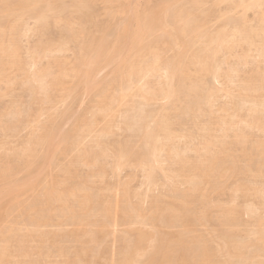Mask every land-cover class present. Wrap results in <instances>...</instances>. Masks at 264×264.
<instances>
[{
  "label": "rangeland",
  "instance_id": "obj_1",
  "mask_svg": "<svg viewBox=\"0 0 264 264\" xmlns=\"http://www.w3.org/2000/svg\"><path fill=\"white\" fill-rule=\"evenodd\" d=\"M15 1V0H14ZM69 1V3L72 1L73 2V0H68ZM68 1L67 0H63V2L65 3H67L68 4ZM76 1V0H75ZM79 1V0H78ZM106 1L107 0H83V1H79V2H82L81 3V6L85 3V2H87V4L85 5L84 4V6H88V8H84V11L82 12V13H73L72 12V14H73V16H72V14H71V17H72V19L74 20L73 22H74V26H73V28H75L74 29V31H71V32H68V34H69V36L70 37H67V35L68 34H64L63 32H65V31H63V28H64V26L61 24V22H54L52 19V16L53 15H51L50 14V12L48 11V10H51V5L49 4H44V2H42V3H40L39 5L40 6H38L39 7V12H44L45 10L46 11H48L47 12V14L49 13V15H47L46 14V17L48 18V17H50L49 19H47L46 17L44 18V20H42V21H38L37 22V20L35 21V18H34V16L33 15H35V13L34 12H32L31 11V13L30 14H28L29 16H33L32 17V19H28V18H30V17H28V15H27V13L24 15V20L25 21H23V19H22V23H24L25 25H27V26H25L26 28H28L30 31H28L27 32V35L26 36H22L21 38H20V44H19V46H18V51H17V54H18V56H20L19 58H22V59H20V60H23L24 61V63H22L23 65H25V66H23L22 65V68L23 67H25L26 68V70H25V68L23 69V72H26L27 74L28 73H31V74H33V72H34V69H36V67H33V69H32V66H30L31 64V61L33 60L32 58H34L33 56L34 55H32L34 52V54L36 55V57H38V64L40 65V66H42V67H40L39 65V67L40 68H43V69H46V68H48V71H50L51 70V72H49L50 74H49V77H51V79H52V77H56L54 74H56V72H57V74L59 75V72L57 71V69H58V66L56 67L55 65H49L48 66V64H51L52 62H53V60H59V61H61L62 62V64H63V61L62 60H64L65 61V63H64V65H66V66H64V68L66 69V71H65V74L67 75V77H65V78H63L62 77V79L63 80H65L64 81V83H63V80L61 79V77H60V79H61V82H62V86L61 85H52V87H51V91L53 90L55 93H57V91L59 92V93H61V94H58L57 93V95L55 94V93H51V100H53V99H55V97H56V99H58V100H54L53 102H55V103H53V102H51V100H50V102L51 103H49V104H46L47 102H49V101H47V102H44L45 101V99L44 98H42V95L43 94H41V99L42 100H44V101H42V102H44L46 105H43V103L42 104H40L41 102H39V100L37 99V97L36 96H38L39 95V93L37 94H35V97H33L34 96V94H33V96L31 95L33 92V90L31 89V90H27L28 89V87L26 88V87H24V86H22L23 84H25L24 82H26L25 81V79H27L28 77V75H31V74H28L27 76H26V74H25V76L23 75V78L25 77V79H23V80H21V79H19L20 77H22L21 75V73H23V72H18V71H20V70H16V69H13L12 70V72L11 71H9V69L11 70L12 68H6V71H5V69L4 70H2V71H0V73H3V71H4V73H3V75H0V77H3L4 76V79L5 80H3L2 78H0V112L3 114L4 113V110H5V113H4V115L5 114H7L8 113V111L7 110H9L10 111V109L12 110L13 108H19V110H18V114H19V116H20V118H21V116L23 117L24 115H21V114H24V111L23 110H25V113H26V117L24 116V119L26 118V120L28 119L27 117H28V115H29V112H30V115H32V116H29V117H31L30 119H28L27 121H29L28 123H27V121H25L24 119V121H22V123L21 124H23V125H21V126H19L18 127V124H16L17 125V128L19 129H16L17 130V132L15 133V131L16 130H14L13 132H14V134H13V132L12 131H3L2 129H4L7 125L6 124H4L2 121V118L4 117H2V116H0V126H1V128H0V170H1V168H4L5 167V163H6V154H8L9 152L8 151H10V152H12V151H14V153H15V149H16V152H18V148H20V150L22 149L21 147H22V143H27L28 141H26L27 139H29L30 137L29 136H31V134H40L44 129H46V127H47V129L48 130H51L53 133H54V135H55V139H54V142L58 145H60V146H57V145H55L56 147L55 148H57V149H53L54 150V153H53V155L51 154V156H48L47 154L48 153H51V151L53 152V150H52V148L54 147V145H52L51 146V150H49L50 148H48V147H50V146H46V144H47V142L46 143H41V147H42V145H43V147H42V149H41V147L39 148L38 147V149H35V153H31V155H35V157L33 156L32 158H35V159H38V160H35V161H38V162H35L34 163V159L32 160V158H30V155H29V157L28 158H23V159H21L22 161L21 162H19L17 165H18V167H17V165H16V167L18 168V170H17V172H15V171H13V173H12V175H8V176H5L9 181H10V178H11V181L12 182H15L16 181V183H18L19 181V183H24L25 181L27 182V179L28 180H31V181H28V185L26 186L27 187V189H22L21 190V192H22V194L20 195V197H19V193H20V191H18L17 192V195H11V196H9V197H4L3 199H1L0 200V206L1 205H3V206H1L0 208L2 209V211H1V209H0V211L2 212H0V232H1V234H0V245L2 246V245H5L6 246V251L4 252V254L3 255H1L0 256V261H1V263L0 264H6V262H7V264H44V263H48V264H129V262L131 261V263L132 264H138V262H139V264H152L153 263V259H152V257H153V255H155V254H157L155 257H156V259H155V261L156 262H158V263H160V264H166V262H168V264H175V262L176 263H180V261H181V263L180 264H190V262L192 261V263L191 264H193V263H195L196 264V262H197V264H201V262H199V260L198 259H200L201 257L199 256L200 254V251H202V250H200L199 248L201 247V246H205L206 245V243H207V246H205L206 248L207 247H209V249H210V251L212 252V254L211 255H213V256H211L210 255V260H211V264H233V262H234V264H236V263H238V264H242L240 261L242 260L241 258H240V261L238 262L237 260H238V258L240 257V254H242L243 253V249H245V254H249L248 255V257L249 258H246V256H244L243 254H242V256L243 257H245V259L246 260H248V261H246L245 259H243L242 260V262H243V264H249V263H251V264H264V252H262V251H264V245H262L260 242H258L257 241V239H258V235L256 234V236H254L255 234L253 233V231L256 229V231H255V233L256 232H260V231H264L263 229H262V227H264V221H263V217H264V198H260V200L258 199H256L255 197H254V195H255V193L257 192V190L259 189L258 188V186L261 188L262 187V184L261 183H263V185H264V177L262 176L263 174H264V167H263V169L261 170V169H259V167L261 166V168H262V165H263V157H262V155H264V153H262L261 154V159H260V162H259V160H258V163H261V161L263 162L260 166H257L256 165V163L257 162H254L253 160L251 161L252 163H251V166H252V164H255V166L253 165L252 167H255L256 168V166H257V170H260V172L262 173V175H260V176H258V174H256L255 176L253 175L254 174V171H251L250 173H249V169H251V168H248V167H250V166H248V165H250V162H249V160H250V157H248V153H250V156H258V157H260L258 154H254L256 151H254V149H256V147L254 148V144L257 142H255V139L256 140H258V138L260 139V137H261V139H262V137H263V134H261V132H258L257 130L255 131L254 129H250L249 128V130H248V133L247 134H250L251 135V137H250V135H249V137H248V139H246L245 140V142H243V144L242 145H240L239 147H238V145H237V142L234 140L235 138H234V135H233V137H232V133L233 134H235L233 131L235 130V132L238 130V129H236L237 127L235 126V124L236 125H240L239 123H236L237 122V120L236 119H238V117H239V119H238V121L240 120L242 123H243V120H241V119H246V120H249V119H247L249 116L247 115V112L245 111V112H243L244 110H242V112L241 111H238L237 113H236V111H235V115H236V117H235V115H234V112L232 111V110H235V109H233V105H234V103L237 101V99H235V97H233V96H236L237 95V91L239 90V86H241V85H239V84H242V83H240V81H243V79L244 78H246V76H247V74H249V71L251 70L252 71V67H254L253 69V71L252 72H254V71H256V70H258V68H259V62H260V59H258V58H256V59H253L255 62L253 63V65H255V66H252L251 64L252 63H250V61H249V63H247V65H250V66H247L246 64L245 65H243V66H241V65H239L240 66V68L239 69H241V67H242V69L244 70V71H247L246 72V74H245V72H243V70L241 71V72H243L244 74H241L240 73V75L242 76V79L241 78H239V76L240 75H238V77H236V78H234V82H233V86H231L232 84H228L229 86H227V85H225V86H227V87H225V88H231L230 89V91L228 90V94H231V98H230V96H228V97H225V96H227V94H225L224 95V93L222 94L221 92H219L220 90H222L221 88L223 87L221 84H218V83H216V82H214L213 80H212V78L211 77H207V81L209 82L208 84H210L209 86H211V88H213L214 90H217L218 91V94L217 95H219L218 97H217V95L214 97V102H213V110L211 109V111H212V115L211 116H213V117H211L210 116V120L209 121H213V122H210V126H211V123H212V125L213 126H211V127H213V129L214 130H212V128H211V130L209 131V132H212L213 134L215 133V138H214V136L212 135V133L211 134H209L210 136H211V138L212 139H214V140H216V134H218L217 132H216V130L217 129H220L221 127V121H219V119L221 120V118H224L226 121H230V117H229V115H231V114H233L234 115V117L235 118H232V122L233 123H230L229 125H227V127L229 126V129H231L232 131H227L226 132V135H227V138L225 139V141H227V142H225L224 143V145H223V150L221 149L222 148V146L220 147V150L219 149H216L218 146H216V145H214V147H213V149L212 150H210V151H216V152H213V155L211 156L212 158L214 157L215 159H216V161H217V159H218V161H219V159H221V160H223V161H221L220 160V164H221V166H222V164L224 165L226 162H227V160H226V162L224 161L225 159H228V162L230 161V159H232L231 161H230V163H226V165H224V166H222V168H221V166H220V164H219V166H218V161L215 163L216 165H215V170H214V172H213V174L211 175V174H208L207 176H205V177H203V178H201V180H199V183L198 184H196L195 185V187H197L195 190H197L198 189V191H197V193H193V191L191 192V191H189L188 189L189 188H191V185L189 184V185H186V184H184L185 183V180H184V177L182 176V175H179L180 173V171H178V170H180V168H181V164L179 165V166H177V168H175L176 167V164L174 165L175 167H173V163L172 162H170V165H172V166H170V168H174V169H172L173 171H175L176 173H178V174H175L176 176V178H177V175H178V179L176 180V182H175V180H174V183L175 184H173V183H171V181L173 182V180L172 179H175L174 177H171L170 179H168V180H166V181H168L167 183H165L164 185H163V183H164V179H166V177H164L163 178V174H162V172L160 171V170H158V172L157 173H161L160 174V176L162 177V179H161V177L155 172L156 171V169L154 170V174H153V176L155 177L156 175H158L157 177L159 178H157V180L155 179V180H153L154 182H155V185H154V182L152 183V181L149 183V182H146L147 180H146V174H145V171H144V175H143V169L141 168V167H137V166H139V165H137V164H135V158H133L134 159V161H132V163L130 164H128V165H126V166H124V168L122 169H119L118 171H117V169H115L114 167V165H116L115 164V160L116 159H113V157H112V160H110L111 159V157L110 156H112V155H116L117 154V152L116 153H114V154H112L113 153V151H114V149H115V151H117L116 149H118V144L117 143H119V142H122L123 140H125V139H127L126 141H130V143H131V150H134V149H137L139 146V148H138V150L140 151L141 149H142V145L140 144L141 142L139 141V139H137L138 141H139V146H138V144H137V146L138 147H136V143L138 142H136L135 143V141L134 140H136V138H132L131 140H129L130 139V133L129 132H133V129L130 131V129H131V127H129V126H131V125H125L126 124V122H125V120H124V122H123V118H126L127 116L126 115H128V111H130V113H131V110L133 109V111H132V113L135 111L136 112V114H137V112L139 113V111L136 109V108H138L139 106L141 107V111L142 112H144V114H145V111L146 112H148V111H151L152 112V110H154V111H158L157 113H158V115H161V113H163V115H167V114H165L166 112L165 111H162L161 112V109L166 105V102L163 100V101H161V100H158V102H156V101H154V103L153 102H149V103H145L144 104V102H143V104L145 105V107H144V105H140V104H142V102H138L137 103V101H142L140 98L138 99H136V95L134 94L135 92H136V90L138 89V85L140 84V86H141V84L142 83H144L145 81H149V83L151 82V83H154L153 85H155L157 82H159V80H160V82L162 81V79H156L155 77H146V78H144L142 81H140L139 83H138V85H136L137 86V88H136V90H135V88H134V90L135 91H126L128 94L129 93H131V95L129 96V97H126V96H128L127 95V93L125 92V94H124V96H123V94H122V100L123 101H125L124 100V97L126 98V101H128V102H123L122 104V107L120 106L119 107V103L122 101V100H118V103L116 104V105H118V106H114L115 108L113 109V110H116V113L117 114H115L114 112L115 111H111L113 114L111 115V112H108L109 113V115H107V114H101V113H98V112H96L95 111V104H98V102L96 103V101L99 99V97H97L99 94H97V91H98V93H100L101 91V94L103 93V88H105V93L107 92L108 93V91H110V90H112L113 88V90L112 91H110L111 93L110 94H115V93H119V94H121L122 92H119V91H121V89L123 90H126V87H124V86H126L125 84V81L124 80H120L121 82H120V85L118 84L117 85V83L119 82V79L118 78H120V75L119 74H121L120 72H118L120 69H123V67H125V65L126 64H122V68H121V66H120V68H119V65L117 66V65H115V63L117 64L118 62H119V59H116L115 57L117 56V53L119 52V54H118V56L117 57H119V55H120V58H123L124 57V54H125V51H124V49H123V44H122V42L121 41H119V45L121 44V48L123 49V51H124V53H121L122 52V50H120L121 48H120V46L119 45H117V47H114V50H113V55H114V60H112V57H113V55L111 56V59L110 60H112L113 61V65L112 64H110L112 61H110L109 59H108V61H110L108 64H109V66L107 67V66H105L106 65V63L108 62H106V63H104L105 65H100V64H102L101 62L98 64V66H99V68L98 69H95L94 70V72H95V75H94V73H93V77H94V85H96L97 84V87H99V89L98 90H96V91H92V89L93 88H91L90 87V89H89V93L88 92H86V91H84L85 89L83 88V86H82V84H81V82H82V80H81V78L80 79H77L76 80V77L74 76V79H73V75H74V73L73 72H71V70L73 69V68H71V67H73L74 66V64H77V67H78V63L76 62V58H77V55H76V53H75V51H80L81 52V50H78L77 48H81V46H83V48H81V49H85L84 47H85V45H86V49H88L89 50V46L88 45H90L89 44V42L90 41H92L93 39H92V37H94V36H92V33L89 35V34H87V32L88 33H90L89 31L91 30V32H93V34L95 35L96 34V32H97V26H101V24H102V26L99 28V30H101V32L103 31H106V33L104 34H101L100 36L101 37H99L98 36V34H100L101 32L100 31H98L97 32V34L95 35V36H97V38L95 37L94 39L96 40V42L98 41V40H103V41H105L107 38V40H106V42L108 41V43H110L111 41L113 42V40L116 38V37H114V36H118V35H116V31L118 30V28H123L124 26L123 25H121V24H124V22H125V26H126V22H128L129 21V16H130V12L128 11V9L130 8V9H133L134 7H136V10L137 9H139V11H141V10H144V8H145V10H146V7H147V9H149V7H150V9H152L153 10V8H156V6L157 7H159L160 5H161V2H162V0H127V1H130V2H127V4L128 5H126V0H124V2H123V0H120V2H121V4H118L117 2H119V0H112V3H110L108 6H107V4H106ZM111 1V0H110ZM134 1V2H133ZM148 1V2H147ZM171 1H175V0H171ZM213 1H215V3H213ZM248 1H250V0H248ZM10 2V1H9ZM71 2V3H72ZM115 2V3H114ZM119 2V3H120ZM133 2V4H135L134 6L133 5H131V3ZM145 2H147L146 4H145ZM158 2H160V3H158ZM164 2V1H163ZM212 4H211V3ZM14 3V2H13ZM114 3V4H113ZM217 0H204L203 1V5L201 6V8H202V10H204V11H206L207 13V15H208V19H209V17H210V21H207L208 19H205L204 21H206V22H203V25H202V27L201 28H203V27H205L206 28V30H207V32H209V29H211V31H212V29L213 28H215V29H213V31H215L217 28H219L218 26H220L221 27V25H222V23H221V21L223 22L224 21V19L226 20V19H228L229 17H230V19L231 18H233V17H235L236 15H238L239 16V14H238V12L239 13H241L243 10H242V8H238V10L234 7L232 10H231V12L229 11L230 10V8H229V10H227L226 9V7H229L228 5H229V1L228 2H223L224 4H220V3H217ZM226 3V4H225ZM89 4H91L90 6H89ZM113 4V5H112ZM117 4V5H116ZM138 4V5H137ZM145 4V5H144ZM150 4H152V5H150ZM154 4V5H153ZM210 4V5H209ZM228 4V5H227ZM1 2H0V7H1ZM44 7H43V6ZM46 5V6H45ZM93 5V6H92ZM129 6V8L128 7H125V6ZM137 5V6H136ZM141 7H140V6ZM144 5V6H143ZM147 5V6H146ZM159 5V6H158ZM207 5H209V7L208 8H205V7H207ZM212 5V6H211ZM215 5V6H214ZM218 5H219V7H218ZM221 5V6H220ZM224 5V6H223ZM50 8H49V7ZM124 6V7H123ZM131 6V7H130ZM217 6V7H216ZM42 7L44 8V11L42 10ZM94 7V8H93ZM122 8L121 10L120 9H118V12H117V10H113L114 8L116 9V8ZM211 7V8H210ZM47 8H48V10H47ZM112 10H111V9ZM124 8H125V10L126 11H124L123 12V10H124ZM214 8V9H213ZM220 10H219V9ZM221 8L222 9H226V13H228V11L230 12L229 13V15L228 16H220V17H217L218 15H219V11H221ZM263 8V11H264V6L262 7ZM103 9V10H102ZM105 9H109V10H111V11H109L110 13H107V12H105L106 10ZM87 10V11H86ZM91 10V11H90ZM211 10V11H210ZM215 10V11H214ZM219 10V11H218ZM240 10V11H239ZM45 11V12H46ZM119 11H121V13L124 15H122ZM235 11H236V13H235ZM250 11H252V10H246L245 12L243 11V13H241L240 15H243L244 14V17H245V19H246V24H247V26L249 25V26H251V23L252 22H254L255 21V17L257 16V14H255V16H253L254 15V11H252L251 12V14H250ZM30 12V11H29ZM113 12H115V13H113ZM119 13V14H117V13ZM211 12V13H210ZM214 12V13H213ZM215 12H217V13H215ZM248 12V13H247ZM34 13V14H33ZM111 13H113L112 15H110ZM129 13V14H128ZM232 13V14H231ZM247 13V14H246ZM0 19H3L2 17H4L5 16V14L4 13H2V11H0ZM89 14H91V15H89ZM97 14V15H96ZM109 14V15H108ZM116 14V15H115ZM218 14V15H217ZM231 14V15H230ZM26 15H27V17H26ZM76 15V16H75ZM84 15V16H83ZM87 15V16H86ZM114 15H115V17H114ZM127 15V16H126ZM248 15V16H247ZM80 16V18H78ZM86 16V17H85ZM213 16V17H212ZM83 17V18H82ZM110 17H112V18H110ZM127 17V18H126ZM215 17H217V18H215ZM237 17V16H236ZM235 17V18H236ZM240 17V16H239ZM248 17H250V18H248ZM254 17V18H253ZM88 18V19H87ZM218 18H220V19H218ZM224 18V19H223ZM234 18V19H235ZM247 18H248V20L249 21H247ZM34 19V20H33ZM76 19H78L77 20V22L79 21L80 22V25L78 26V23L76 22ZM93 19V20H92ZM108 19H109V21H108ZM123 19H126V20H124V22L122 21ZM213 19H215V20H213ZM218 21H217V20ZM237 19V18H236ZM252 19V20H251ZM50 22H49V21ZM87 20H89V21H87ZM107 20V21H106ZM128 20V21H127ZM3 20H1V22H2ZM47 21V22H46ZM111 21V22H110ZM1 22H0V24H1ZM27 22V23H26ZM41 22V24L40 25H45V26H47V25H50L49 27H47L48 29H46V30H44V32L46 33L47 32V34L45 35L44 34V36H42V37H40V36H38V34H37V32H35V33H33V31H36V30H34L35 28L36 29H39L41 26H39V24L38 23H40ZM81 22H82V24H81ZM85 22V23H84ZM103 22H104V24H103ZM105 22H106V24H105ZM29 23V24H28ZM37 23V24H36ZM51 23H53V24H51ZM77 23V24H76ZM108 23V24H107ZM114 23V24H113ZM205 23V24H204ZM209 23V24H208ZM217 23V24H216ZM249 23V24H248ZM255 23V22H254ZM55 24V25H54ZM61 24V25H60ZM64 24V23H63ZM76 24V25H75ZM98 24V25H97ZM119 24V25H118ZM253 24V23H252ZM23 25V24H22ZM52 25V26H51ZM54 25V26H53ZM109 25V26H108ZM254 25V24H253ZM33 26V27H32ZM38 26V27H37ZM80 26H82V27H80ZM120 26V27H119ZM121 26H123V27H121ZM24 27V26H23ZM63 27V28H62ZM105 27H106V29H105ZM131 27H134V24H132L131 25ZM130 27V28H131ZM217 27V28H216ZM46 28V27H45ZM60 28H62V30H60ZM92 28V29H91ZM94 28H96V30L94 29ZM102 28V29H101ZM103 28H104V30H103ZM205 28H203V31L202 30H200V29H198L197 30V34H190L192 37L194 36V37H196V36H200L201 35V33H203L204 32V30H205ZM78 29V30H77ZM79 29H80V31H85V32H80L79 31ZM84 29H86V30H84ZM108 29V30H107ZM117 29V30H116ZM121 29H119V31H120ZM205 30V31H206ZM59 31H60V33H59ZM63 31V32H62ZM113 31H114V33H113ZM118 31V32H119ZM122 31V30H121ZM77 32V33H76ZM80 32V33H79ZM95 32V33H94ZM118 32H117V34H118ZM157 32V31H156ZM156 32H154L152 35H151V37L153 38H157L158 37V40L160 39V38H163V39H166V35L165 34H163V33H161L162 31H159L158 30V32H160L161 33V37H160V33L158 34V32H157V37H155V34H156ZM200 34H199V33ZM33 33V34H32ZM61 33H63V34H61ZM84 33L85 34H87V35H89V39H90V36H91V39L89 40H87L86 38H85V36H84ZM84 36V38H83V36ZM106 34H107V37H106ZM108 35H109V37H108ZM111 35V36H110ZM82 37L84 40L86 39V43L84 42V40H82V38L81 39H79V37ZM103 36H105V37H103ZM190 36V37H191ZM201 36H203V34L201 35ZM26 37V38H25ZM39 37H40V39H39ZM75 38L74 39V41H77L78 43H76L75 42V44H76V49L74 50V41H73V38ZM87 37V36H86ZM165 37V38H164ZM23 38H24V40H23ZM88 38V37H87ZM98 38H102V39H98ZM110 38H112V39H110ZM152 38H149L148 37V40L150 39V41H148L147 40V44H149V45H152V41H153V39ZM26 39V40H25ZM66 39V40H68V41H64V40ZM69 39H71V40H69ZM78 39V40H77ZM152 39V40H151ZM41 40V41H40ZM44 40V41H43ZM48 40V41H47ZM50 40V41H49ZM60 40H62V41H60ZM83 41V42H79V41ZM95 40H93L91 43H96L95 42ZM122 40V39H121ZM154 40H157V39H154ZM186 40H188V38H186ZM43 41V42H42ZM63 41H64V43H63ZM70 41V42H69ZM88 41V42H87ZM23 42V43H22ZM50 42V43H49ZM200 42H201V44H198L197 45V43L195 44V46H193L192 48H191V50L192 49H194V47H196V49H197V47H204V44H203V39H201L200 40ZM199 42V43H200ZM45 43V44H44ZM48 43V44H47ZM65 43H68V44H65ZM70 43V44H69ZM80 43L81 44H83V45H80ZM151 43V44H150ZM38 44H41L42 45V47L44 48V49H46L45 47H48L49 45L51 46V44L53 45V46H55V47H53L52 48V46L51 47H49V48H47L46 50H44L43 48H41V45H38ZM48 46H47V45ZM79 44V45H78ZM85 44V45H84ZM46 45V46H45ZM60 45H62V47L64 48V49H61V48H59V46ZM65 47H64V46ZM39 46V47H38ZM21 47V48H20ZM38 47V48H37ZM69 47V48H68ZM169 46H167V45H165V44H159L158 46H157V48L160 50L159 52H160V55H161V53H164V54H162V56H161V60L162 61H164L165 60V58H166V60L168 59V55H169V58L173 55V53L175 52V50L177 49V48H168ZM20 48V49H19ZM33 48H34V50H33ZM50 48H52V49H50ZM57 48V49H56ZM79 48V49H80ZM35 49H36V51H35ZM39 49H41V51L39 50ZM55 49V50H54ZM60 49V51H59V53L57 52L58 50ZM117 49H119V50H117ZM163 49L165 50V49H167V50H165L166 52L167 51H170L171 49L173 50L174 49V51H172L171 50V52H168V53H166V55H165V52L163 51ZM238 51L236 52L235 51V53H238L239 51H240V49L239 48H236ZM253 49V48H252ZM48 50V51H47ZM51 50V51H50ZM53 50V51H52ZM61 50H62V52H61ZM66 50H67V52H66ZM88 50H85V51H83L82 52V54H84V53H86V54H89L87 51ZM161 50L163 51V52H161ZM190 50V49H189ZM189 50H188V52H189ZM191 50H190V53H188L187 52V54H189L188 56H190L191 55V53L193 52V50H192V52H191ZM50 51V52H49ZM194 51H195V49H194ZM20 52V53H19ZM52 52V53H51ZM116 52V53H115ZM253 51H251V52H249L250 54L252 53ZM45 53L47 54V56H45ZM123 54V56L121 55V54ZM240 53V52H239ZM238 53V54H239ZM20 54V55H19ZM30 54V55H29ZM38 54V55H37ZM50 56H49V55ZM60 54V55H59ZM81 54V55H82ZM112 54V53H111ZM127 54V53H126ZM125 54V56L126 57H128V59H130L131 60V56L132 55H126ZM186 54V55H187ZM249 54V55H250ZM255 55H256V53H254ZM44 55V56H43ZM54 55H55V57L57 56V58H54ZM143 55H146V54H142V55H140V57L138 56V58H136L138 61H140L141 59H142V57H143ZM164 55H165V58L163 59L162 57H164ZM69 56V57H68ZM73 56H76V57H73ZM251 56H254L253 54H251L250 55V58H251ZM40 57V58H39ZM63 57V58H62ZM65 57H67V58H65ZM78 57H80V53L78 54ZM130 57V58H129ZM219 57V58H218ZM222 56L220 55V56H217V59H220ZM24 58H25V60H24ZM54 58V59H53ZM133 58V57H132ZM232 58V59H231ZM249 58V60H251L252 61V59H250ZM253 58H255V56L253 57ZM2 59V58H1ZM31 59V60H30ZM40 59V60H39ZM74 59H76V60H74ZM230 59V60H229ZM70 60H71V62H70ZM133 60H135L134 58H133ZM233 60V61H232ZM257 60V61H256ZM27 61V63H25ZM36 61H37V59H36ZM58 61V63L59 64H61V62H59ZM220 61V60H219ZM49 62H51V63H49ZM75 62V63H74ZM104 62V61H103ZM135 62H137L136 60H135ZM221 62H223V59H222V61ZM230 62H236V59L234 58L233 59V57H230V58H228L227 57V60H226V64H224L223 65V68H226L227 66L229 67H231V66H233L232 64L233 63H230ZM28 63H29V65H28ZM82 62L80 61L79 62V65L81 64ZM228 63V64H227ZM263 63V62H262ZM262 63H260L261 65H260V67L262 66ZM27 64V65H26ZM107 64V65H108ZM231 64V65H230ZM44 65V66H43ZM70 65V66H69ZM121 65V64H120ZM227 65V66H226ZM234 65H236V64H234ZM28 66V67H27ZM37 66V67H38ZM97 66V67H98ZM111 66V67H110ZM115 66H117V67H115ZM226 66V67H225ZM238 66V67H239ZM54 67V68H53ZM69 67H70V69L71 70H69ZM76 66H74V68H75ZM96 67V68H97ZM101 67H103V68H101ZM234 67V66H233ZM237 67V66H236ZM237 67V68H238ZM243 67H245V68H243ZM258 67V68H257ZM263 67H264V63H263ZM263 67H261V69L260 70H262V69H264ZM1 68V67H0ZM50 68V69H49ZM115 68H117V71L116 70H114ZM256 68V69H255ZM2 69V68H1ZM0 69V70H1ZM62 69H63V67H62ZM119 69V70H118ZM227 69V68H226ZM11 73L10 74V76H8L9 77V80L11 79L12 80V78H13V80H14V78H16L17 76H20V77H17L16 78V80H17V82H16V80H14L15 81V83H14V81H12V83L10 84L9 83V81L7 80L8 79V77L6 76L7 74L9 75V73H8V71ZM25 70V71H24ZM55 70V71H54ZM60 72H61V70L60 69H58ZM112 70H113V72H112ZM238 70V69H237ZM15 72V75H14V72ZM17 71V72H16ZM32 71V72H31ZM68 71H70V74H68ZM98 71V72H97ZM100 71V72H99ZM240 71V70H239ZM239 71H238V73L237 74H239ZM251 71H250V73H251ZM5 72H7V74L5 73ZM53 72H55L54 74H53V76L51 75ZM63 73H64V70L62 71ZM117 72H118V74H117ZM18 73H20V74H18ZM71 73H72V76H71ZM114 73H116V75L117 76H115V74ZM5 74V75H4ZM56 74V75H57ZM236 74V75H237ZM14 76V77H12V76ZM51 75V76H50ZM70 76V78H69V76ZM243 75H246L245 77L243 76ZM252 74H249L248 75V77L249 76H251ZM7 78H6V77ZM96 76V77H95ZM12 77V78H11ZM72 77V78H71ZM78 77V76H77ZM105 77V78H104ZM115 77H117V79L116 80H118L117 82H116V80H115ZM247 77V78H248ZM29 78H30V76H29ZM28 78V79H29ZM79 78V77H78ZM237 78H239V79H237ZM1 79H2V81H7V82H1ZM48 79H50V78H48ZM50 79V80H51ZM67 79H70V80H67ZM72 79V80H71ZM96 79V80H95ZM154 79V80H153ZM24 81L23 83H21L22 85L20 86V81ZM109 80V81H108ZM113 80H115L114 82H116L115 84L117 85V86H115V84L113 85L112 83V81ZM158 80V81H157ZM245 80V79H244ZM75 81V82H74ZM78 81H80V82H78ZM99 81H102L101 83V85H99ZM153 81H155V82H153ZM212 83H211V82ZM28 82V85H29V83L31 84L32 83V81H31V79L29 80V81H27ZM47 82L49 83V80H47ZM109 82H111V83H109ZM203 82L204 83H206V81H205V78H203L202 79V84H203ZM237 82V83H236ZM4 83V84H3ZM8 85H7V84ZM76 85H75V84ZM80 84V86H82L81 87V89H80V86L78 87V84ZM146 83V82H145ZM150 83V84H151ZM235 83H236V85L238 84L239 86H238V88H237V86L235 85ZM14 84V85H13ZM107 84H109V86H110V84L111 85H113V87H111L110 86V88H112V89H108V85ZM207 84V83H206ZM207 84V85H208ZM38 85V84H37ZM37 85H36V83H35V87L37 88ZM152 85V84H151ZM217 85V86H216ZM220 85L222 86L221 88H219L220 87ZM236 86V88H234L235 86ZM26 86V85H25ZM77 86V87H76ZM106 86H107V88H106ZM123 88H122V87ZM213 86V87H212ZM31 87H34V86H32L31 85ZM58 87V88H57ZM61 87V88H60ZM76 87V89H74V88ZM66 88V90L68 91V92H70L71 94L70 95H66L64 92L66 91V90H63V92H61L62 91V89H65ZM83 88V89H82ZM216 88V89H215ZM224 88V87H223ZM2 89V90H1ZM30 89V88H29ZM78 89V90H77ZM80 89V90H79ZM106 89H108V90H106ZM220 89V90H219ZM235 89V90H234ZM7 90V91H6ZM37 91H38V88L36 89ZM226 90V91H227ZM237 90V91H236ZM27 91H31V92H29V93H31V94H29ZM77 91V92H76ZM36 92V91H35ZM79 92V93H78ZM231 92V93H230ZM28 93V94H27ZM67 93V92H66ZM88 93V94H87ZM92 93H94V94H92ZM221 93V94H220ZM27 94V95H26ZM54 94V95H53ZM79 94V95H78ZM100 94V95H101ZM110 94H108V95H110ZM119 94H118V96H119ZM63 95H65V96H63ZM95 95H97V96H95ZM117 95V94H116ZM222 95H224L223 97H222ZM261 94H256L255 95V97L258 99V100H262V97H259ZM33 98H32V97ZM221 96V97H220ZM262 96H264V94L262 93ZM39 97V96H38ZM44 97V96H43ZM53 97V98H52ZM73 99H72V98ZM96 97V98H95ZM217 97V98H216ZM225 97V98H224ZM31 98V99H30ZM34 98H36L37 99V102H36V100L34 101ZM65 98V99H64ZM218 98H220V99H218ZM261 98V99H260ZM94 99V100H93ZM118 99H120V98H118ZM129 99V100H128ZM217 99V100H216ZM264 99V98H263ZM13 101V102H12ZM17 102V103H16ZM21 102V103H20ZM133 102H135V103H133ZM212 102H211V105H212ZM95 103V104H94ZM127 103V104H126ZM140 103V104H139ZM20 104V105H19ZM24 104V105H23ZM28 104V105H27ZM31 104V105H30ZM52 104H53V106H52ZM129 104L131 105H135L136 106V108H135V106H130V107H128V109H126V107L127 106H129ZM148 104V105H147ZM10 105H12V106H10ZM18 105V106H17ZM43 105V106H42ZM49 105V106H48ZM91 105H94V106H91ZM125 105V106H124ZM152 105V106H151ZM215 105V106H214ZM220 105H222V107L220 106ZM225 105V106H224ZM248 105V104H247ZM17 106V107H16ZM52 106V107H51ZM89 106V107H88ZM125 107V110H124V107ZM157 106V107H156ZM161 106H163V107H161ZM219 106V107H218ZM10 109H9V108ZM12 107V108H11ZM24 107V108H23ZM88 107V108H87ZM116 107H118V108H116ZM131 107H133V108H131ZM228 107V109H226ZM33 108V109H32ZM42 108H43V110H42ZM47 108V109H46ZM49 108H50V110H51V112H50V110H49ZM52 108V109H51ZM91 108L93 109V111L91 110ZM130 108V109H129ZM161 108V109H160ZM210 108H211V106H210ZM209 108V109H210ZM223 109V110H227V112H228V114L229 113H231V114H227V112L226 113H224V112H222V110L221 109ZM232 108V109H231ZM7 109V110H6ZM20 109L23 111V113H21L20 114V112H22V111H20ZM29 109V110H28ZM32 109V110H31ZM87 109H88V111H92V114H93V116H95V117H93L92 116V114L91 113H89V112H87ZM90 109V110H89ZM137 111H136V110ZM144 109H146L145 111H144ZM148 109V110H147ZM217 109V111L215 112V110ZM220 109V111L222 112H220V111H218ZM231 109V110H230ZM13 110H15V109H13ZM47 110H48V112H47ZM82 110H84L85 112H83ZM128 110V111H127ZM140 110V109H139ZM208 110V109H207ZM229 110V111H228ZM28 111V112H27ZM34 111V112H33ZM40 111H42V112H40ZM56 111V112H55ZM90 111V112H91ZM123 111H125V114L123 113ZM210 111V112H211ZM232 111V112H231ZM39 112V113H38ZM45 112V113H44ZM55 112V113H54ZM122 112V113H121ZM141 112V114H143ZM155 112V114H154V116H152L151 118H150V115H152L153 114V112L152 113H146V115L148 114V116H146L145 118H144V120L148 117V118H150L151 120L153 119V117H155V116H157V117H159L158 115H157V113ZM161 112V113H160ZM176 112V111H175ZM174 112V114H176ZM219 112V113H218ZM49 113V114H48ZM52 115H51V114ZM57 113V114H56ZM61 113V114H60ZM84 113H85V115L86 116H84L83 117V115H84ZM89 113V114H88ZM121 113V114H120ZM169 113V115H168V120H169V122L171 121V122H173L172 123V125H171V129L173 128V125H174V123H176L177 125H179L180 126V120L178 121V120H176L175 119V116L176 115H173V111H169L168 112ZM172 113V115L171 116H173V118L171 119L170 118V114ZM220 114H224V115H221L220 117H219V115ZM238 113H240L239 115H238ZM246 113V114H245ZM40 114H42V116L40 115ZM55 114V115H54ZM59 114V115H58ZM83 114V115H82ZM95 114H97V116L95 115ZM135 113H134V117L136 118V116H137V119H138V117L139 116H141L140 114H139V116L138 115H136ZM150 114V115H149ZM178 114V113H177ZM217 114V115H216ZM1 115V114H0ZM39 115V116H38ZM58 115V116H57ZM131 114H129V116H130ZM136 115V116H135ZM193 115V114H192ZM217 117H216V116ZM243 115V116H242ZM19 116H17V118L19 117ZM48 116V117H47ZM50 116V117H49ZM54 116V118H52ZM65 116V117H64ZM93 117L92 119L90 118V117ZM108 116H111V117H108ZM118 116V117H117ZM126 116V117H125ZM128 116V117H129ZM132 115H131V118H129V120H127V122H128V124L131 122V120H132V117H133ZM144 116V115H143ZM142 116V117H143ZM226 116V117H225ZM228 116V117H227ZM57 117V118H56ZM100 117V118H99ZM102 117V118H101ZM114 117V118H113ZM133 117V118H134ZM214 117H216L215 119H213ZM5 118V117H4ZM3 118V119H4ZM34 118V119H33ZM36 118V119H35ZM75 118H76V120H75ZM81 118H83V120L85 119V121L84 122H80V121H82V119ZM98 119V120H95V119ZM106 118V120L105 121H107V123L104 121V119ZM108 118L109 119H111V120H108ZM122 118V119H121ZM134 118V119H135ZM139 118H141V117H139ZM203 118H205V117H203ZM81 119V120H80ZM91 119V120H90ZM103 119V120H102ZM128 119V118H127ZM136 119V120H137ZM142 119V118H141ZM150 119H148V121H147V123L149 122L150 123ZM155 119H157V118H155ZM186 119V118H185ZM206 119V118H205ZM6 120V119H5ZM30 120H31V122H32V120H33V122L31 123L30 122ZM49 120H50V122H49ZM53 120V121H52ZM63 120V121H62ZM77 120L80 122V123H82V124H84V123H86V122H88V121H92L93 122V125H92V129H91V131L89 132V133H85L84 135H83V137L81 138V139H79L78 138V140L77 141H75L74 140V136L75 135H73V133L75 134V130L73 129V128H76L75 127V123H77V124H79L78 126L80 127V128H82V126H84V125H82V124H80V123H78L77 122ZM116 120V121H115ZM120 120H122V121H120ZM175 122H174V121ZM183 120V125H181L180 127L178 126H176L175 127V125H174V127L176 128H174L176 131H178L179 130V132L180 133H178V132H175L176 134H178V135H180V134H182V133H184V134H187V132L185 131V130H188V133H192L194 130L193 129H195L196 131L195 132H193V133H195V135L193 134V136H195L197 139H194L193 141H194V143H193V145L191 144V142H190V145H189V142L187 141V143H186V139H181V141L180 142H176V143H179V144H177V146H179V148H181V149H186V148H188L189 149V146H190V148L191 149H193L194 151H195V149L197 150V152H198V154H201V153H199V152H201L202 151V147L201 146H203L202 145V143H203V140L202 139H200V137L199 136H201L200 135V133H202L201 131H197V128H196V126H195V124L193 123V120H191L192 121V123L190 122V119L188 118V120H189V123H187L185 126H184V123H186V120H184V119H182ZM188 120H187V122H188ZM199 120V119H198ZM198 120H196V121H198ZM200 120H201V118H200ZM203 120L204 119H202V122H203ZM217 120H218V122L219 123H215V125H217V127L219 126V128H217L216 126H214V121H216L217 122ZM245 120V121H246ZM7 121V120H6ZM6 121H5V123H6ZM18 121V120H17ZM20 121V120H19ZM44 121V122H43ZM45 121H47V122H45ZM109 121H110V123H109ZM133 121V120H132ZM135 121V120H134ZM143 121V120H142ZM177 121V122H176ZM236 121V122H235ZM39 122H41V125H40V123ZM72 122H75V123H72ZM105 122V123H104ZM117 122V123H116ZM137 122H140V120L139 121H137ZM137 122H135V124H137ZM145 122V121H144ZM170 122V123H171ZM178 122L180 123V124H178ZM182 122V121H181ZM201 121L199 122V124L200 123H202ZM231 122V121H230ZM6 125L5 127H4V125ZM20 123V122H19ZM24 123H27V126H26V124H24ZM62 123V124H61ZM112 123V124H111ZM119 123V124H118ZM132 123V122H131ZM155 123V122H154ZM29 124V125H28ZM32 124V125H31ZM40 126H39V125ZM44 124V125H43ZM75 124V125H74ZM105 124V125H104ZM134 124V123H133ZM150 124H152V121H151V123ZM149 124V125H150ZM156 124V123H155ZM154 124V125H155ZM196 124H198V123H196ZM39 126V127H36V126ZM71 125V126H70ZM73 125V126H72ZM82 125V126H81ZM95 125V126H94ZM106 125H108V126H106ZM121 125V126H120ZM140 125H142L141 124V122H140ZM153 124H152V126H154ZM194 125V126H193ZM243 125V124H242ZM241 125V126H242ZM77 126V125H76ZM112 126V127H111ZM137 126H138V124H137ZM192 126H193V129H192ZM23 127H24V129H23ZM31 127L33 128V129H31ZM50 127V128H49ZM54 127V128H53ZM56 127V128H55ZM70 127V128H69ZM108 128V127H110L109 128V131H107V134L109 133V132H112V133H109V134H111V135H103L104 133L102 132L105 128ZM124 127H126V128H124ZM127 127H129L128 128V131L129 132H125V129H127ZM226 127V126H225ZM231 127V128H230ZM234 127H236V128H234ZM239 127V126H238ZM243 127V126H242ZM35 128H38L37 130L35 129ZM52 128H53V130H52ZM104 128V129H103ZM116 128V129H115ZM121 128H123L122 129V131L120 130ZM132 128H133V126H132ZM178 128V129H177ZM180 128L182 129V130H180ZM189 128V129H188ZM222 128H224V126H222ZM241 128V127H240ZM239 128V129H240ZM22 129V130H21ZM36 130V132H34L35 130ZM54 129H56V131H54ZM100 129V130H99ZM2 130V131H1ZM30 130V131H29ZM32 130V131H31ZM70 130V131H69ZM124 130V131H123ZM134 130H136V129H134ZM173 130V129H172ZM175 130H173V131H175ZM193 130V131H192ZM45 131V130H44ZM47 131V130H46ZM51 131H48V132H51ZM58 131V132H57ZM60 131V132H59ZM184 131V132H183ZM218 131V130H217ZM245 131H247V130H245ZM249 131H250V133H249ZM4 132V134H2ZM10 132V133H9ZM11 132H12V134H11ZM30 132V134H29V136H28V133ZM33 132V133H32ZM68 132H69V134L71 135V132H72V137H70V139L68 138H66L65 136L68 134ZM115 134H114V133ZM135 132V131H134ZM133 132V133H134ZM196 132H198V134H196ZM221 132V131H220ZM254 132H256V133H254ZM5 133H7L8 135L6 136V134ZM56 133H58V134H56ZM124 133H126L125 134V136H124ZM131 134L132 136L134 135V134ZM61 135L62 137H63V139L64 138H66V141H65V143H64V141L62 140H58L57 139V135ZM69 134L67 135V137L69 136ZM120 134V135H119ZM128 134V135H127ZM252 134H253V136H252ZM260 134V135H259ZM59 135V136H60ZM124 137H123V136ZM127 135V136H126ZM198 137H197V136ZM203 135V134H202ZM220 136L222 135V133L221 134H219ZM259 135V136H258ZM3 136V137H2ZM25 136H27V137H25ZM105 136V137H104ZM106 136H107V139H106ZM131 136V137H132ZM18 137V138H17ZM29 137V138H28ZM85 137V138H84ZM96 137V138H95ZM106 139H104V138ZM110 137L112 138V139H110ZM128 137V138H127ZM219 137V136H218ZM256 137H258V138H256ZM2 138H4V139H2ZM7 138V139H6ZM9 138V139H8ZM24 140H23V139ZM59 138V137H58ZM93 138V139H92ZM101 138L104 140H101ZM250 138V139H249ZM252 138V139H251ZM264 138V137H263ZM60 139H61V137H60ZM82 139L84 140V141H82ZM95 139H97V141L98 140H100V141H98L99 143H97V141L95 140ZM109 139V140H108ZM233 139V140H232ZM254 139V140H253ZM68 140H71L72 141V144H71V141L70 142H68ZM113 140V141H112ZM119 140H121V141H119ZM198 140V141H197ZM248 140V141H247ZM263 140V139H262ZM8 141V142H7ZM10 141V142H9ZM13 141V142H12ZM23 141V142H22ZM61 141V142H60ZM79 141V142H78ZM103 141V142H102ZM196 141V142H195ZM231 141V142H230ZM249 142V143H247V142ZM254 141V142H253ZM260 141V140H259ZM20 142V143H19ZM53 142V143H54ZM59 142V143H58ZM68 142V143H67ZM97 143V146L96 147H98V145L100 144H102L103 143V146H100V147H103V150L104 149H107V151H108V149H109V151H111V152H106V150L105 151H103L102 150V152H103V156L104 155H108L109 154V156H104V159L102 158L101 159V157H103L101 154H100V150L101 149H99V150H97L98 151V153H97V151L95 150V144ZM102 142V143H101ZM106 142V143H105ZM112 142V143H111ZM215 142V141H214ZM25 143H24V145H25ZM54 143V144H55ZM231 143H232V145H231ZM246 143H247V146L245 147V145H246ZM61 144H62V146H61ZM68 146H70L69 144H71L72 145V147L74 146V148H72L71 146H70V148L73 150V151H75L74 153H78V151L80 150V151H84V150H86V151H88L89 152V150H90V154L91 153H93L94 152V154H92V156L88 153V155H90V156H86V154H85V156L84 157H87V158H85V159H87V160H90L89 159V157H97V159H100V161L102 162L101 164H103L102 166H104V167H102V169L101 170H103L102 172L100 171V173L98 174L97 172H99L98 170H94V169H92L93 170V172L96 174H92V170H90V169H88L89 168V164H91V162H92V160H90V161H85L84 159H81L80 160V158L78 159V160H80V161H82V160H84V162H87V164L86 163H78V160L77 161H75L76 159V155H74L73 156V154H71L72 152H70V151H72V150H70V148L69 147H67V145ZM81 144V145H80ZM187 146H186V145ZM200 144V145H199ZM226 144H228V145H226ZM252 144H253V147H252ZM20 145V146H19ZM45 145V146H44ZM48 145V144H47ZM94 146V148H93V146ZM108 145V146H107ZM117 145V146H116ZM135 145V146H134ZM183 145H185V146H183ZM191 145H192V147H191ZM257 145V144H256ZM7 146V147H6ZM25 146H28L27 144L25 145ZM91 146V147H90ZM181 146V147H180ZM196 146V147H195ZM216 146V147H215ZM226 146V147H225ZM242 146V147H241ZM15 147V148H14ZM46 147H47V149L50 151V152H48V150H47V153H46ZM65 147V148H64ZM76 147H78V148H76ZM111 147H112V149H111ZM185 147V148H184ZM201 148V150H200V148ZM229 147V148H228ZM237 147V149H235ZM246 148L245 149V151H244V149H242V148ZM10 148V149H9ZM24 148V147H23ZM26 148H28V147H26ZM64 148V149H63ZM66 148H68V152L65 150ZM85 148H88L89 150H87V149H85ZM141 148V149H140ZM219 148V147H218ZM225 148V149H224ZM254 148V149H253ZM4 149V150H3ZM77 149V150H76ZM82 149V150H81ZM96 149H98V148H96ZM227 149H230L229 151L227 150ZM261 149V151L264 149H262V148H260ZM3 150V151H2ZM12 150V151H11ZM37 150V151H36ZM57 150V151H56ZM63 150H65L68 154H66V152L65 151H63ZM93 150H95V151H93ZM113 150V151H112ZM138 150H134L133 152L136 154L137 152L136 151H138ZM237 150V151H236ZM243 150V151H242ZM257 150V152H258V150L259 149H256ZM7 153H6V152ZM56 151V152H55ZM61 151V152H60ZM138 151V152H139ZM222 151H224V152H222ZM241 151V152H240ZM247 151V152H246ZM249 151V152H248ZM252 151H253V153H252ZM36 152H38V153H36ZM42 152H44V154H40V153H42ZM197 152H189L190 154H187V155H192L193 156V158L190 156H188L189 158H190V160H192V159H195L197 156H198V154H197ZM219 153V155H218V153ZM228 152V153H227ZM246 152V153H245ZM256 152V153H257ZM2 153V154H1ZM6 153V154H5ZM13 153V152H12ZM60 153V154H59ZM108 153V154H107ZM111 153V154H110ZM202 153H203V151H202ZM214 153H217L216 154V156L214 155ZM234 154V158L236 159V157H237V160H239V158L238 157H240L241 159H240V161H236V160H234L233 159V157H232V154ZM242 153V154H241ZM244 153V154H243ZM252 153V154H251ZM10 154V153H9ZM54 154H56V155H54ZM66 154V155H65ZM95 154H97V155H95ZM101 156H100V155ZM165 153H162L161 154V156H163V157H165L166 155H164ZM195 154V155H194ZM248 154V155H247ZM3 155L4 156H6V157H4L3 158ZM50 155V154H49ZM68 155V156H67ZM94 155V156H93ZM186 155V156H187ZM211 155V154H210ZM210 155H209V158H211L210 157ZM222 155V156H221ZM225 155H227V156H225ZM238 155V156H237ZM242 155V156H241ZM46 156H48L47 158H50L51 159V157H54L52 160H49V159H45V157ZM72 156H73V159H72ZM134 156H136V155H134ZM208 156V155H207ZM223 157V158H220V157ZM236 156V157H235ZM256 156V158L258 159V157ZM11 157V156H10ZM37 157V158H36ZM68 157V158H67ZM75 157V158H74ZM83 157V158H84ZM217 157H219V158H217ZM229 157V158H228ZM31 159L32 161H30V160H28V159ZM70 158V159H69ZM110 158V159H109ZM245 159V160H243V159ZM252 158V157H251ZM255 158V157H254ZM256 158H255V160H256ZM15 159V158H14ZM27 159V160H26ZM44 159L46 160V161H51V162H49V163H46V162H43L44 161ZM69 159V160H68ZM72 159V160H71ZM106 159V161H104ZM24 160V161H23ZM55 160H57V161H55ZM235 161V165H237L236 166V168H238V169H236L235 168V166H234V161ZM242 160V161H241ZM248 160V161H247ZM30 161V162H29ZM68 161H69V163H68ZM74 164V161L78 164V165H76V163H75V166H73V164L71 163V162ZM108 161V162H107ZM111 161V162H110ZM167 161V160H166ZM244 161V162H243ZM27 162V163H26ZM28 162L29 163H31V162H33V164H32V166H30V164L28 165ZM56 162V163H55ZM90 162V163H89ZM169 161H167V163H168ZM224 162V163H223ZM231 162H233V163H231ZM241 162V163H240ZM24 165H23V164ZM25 163H26V165H25ZM41 163H44V164H48V166H46V168H41L42 170H41V172H44V173H42L41 174V176L40 175H37L36 173H41V172H38L39 170H40V168H39V170H38V167L41 165ZM58 163L60 164V167H59V165H58ZM108 163V164H107ZM166 163V162H165ZM164 164V163H162V164H159V166L161 165V166H164L163 168L160 166H157L159 169H164V170H167V168H165V167H169L168 165H169V163L168 164ZM172 163V164H171ZM237 163V164H236ZM245 163H246V165H245ZM249 163V164H248ZM19 164L21 165V166H19ZM34 164H37L38 166H35ZM50 164V165H49ZM56 164H57V167H56ZM67 164H72L71 165V167H72V169L71 168H68V165L66 166ZM88 166V168H86V165ZM135 164V167H133V165ZM230 164H232V165H230ZM241 164V165H240ZM63 165H65V166H63ZM106 165H111L110 167L109 166H106ZM155 165H157V164H155ZM178 165V164H177ZM189 164H187V165H185L186 167L188 166ZM238 165H240L239 167H238ZM25 166H29V167H36L35 169H34V167L32 168V170L30 169H27V167H25ZM42 166V165H41ZM44 166V167H45ZM217 166V167H216ZM228 166V167H227ZM233 166V167H232ZM243 166V168L244 169H239V168H241ZM264 166V165H263ZM43 167V166H42ZM66 168V169H63V168ZM70 167V166H69ZM76 167V168H75ZM156 167V168H157ZM227 167L228 169H229V171H228V174H230V176L231 177H229V179L227 178L228 176H227V174H225V173H227V172H224L223 174L224 175H226L224 178H222L223 177V175L221 176V175H219V173L220 172H223V169H225V168ZM231 167V168H230ZM57 168H59V169H57ZM78 168V169H77ZM109 168V169H108ZM170 168H168V170H171ZM218 168L220 169V170H218ZM27 169V170H26ZM38 171H37V170ZM43 169H45V171L43 170ZM60 169H63L64 170V173H63V170L61 171ZM69 169V170H68ZM76 169V170H75ZM97 169V168H96ZM104 169H105V171H104ZM231 169H236V171H237V173L235 172V170H231ZM254 169V168H253ZM253 169H251V170H253ZM20 170V171H19ZM23 170H25V171H27V172H25V171H23ZM35 170V171H34ZM66 170V171H65ZM71 170L73 171V173L71 172ZM171 170V171H172ZM227 170V169H226ZM244 171V172H242V174H240L241 173V171ZM18 171H19V174H18ZM29 171L31 172L30 174H29ZM71 172V174L70 173H65V172ZM86 171V172H85ZM89 171V172H88ZM97 171V172H96ZM216 171V172H215ZM219 173H218V172ZM231 171H234V174L231 172ZM23 172H25V173H23ZM35 172V173H34ZM91 172V174H89ZM106 172V173H105ZM142 172V173H141ZM231 172V173H230ZM240 172V173H239ZM174 173V172H173ZM215 173L217 174V175H215ZM243 173H244V175H243ZM246 173V174H245ZM260 173V174H261ZM25 174H27V175H25ZM34 174H35V176H34ZM64 174V175H63ZM90 176H89V175ZM232 174V175H231ZM240 174V175H239ZM37 175V176H36ZM78 175V176H77ZM84 175V177L82 178V176ZM89 176V178H88V176ZM96 177H95V176ZM103 175V176H102ZM213 176L212 178L211 177H209V176ZM9 176H10V178H9ZM12 176V177H11ZM14 176V177H13ZM24 176H26V177H24ZM39 176V177H38ZM75 176V177H74ZM80 176H81V179H79L80 178ZM86 176V177H85ZM118 176V177H117ZM217 176V179L215 178ZM219 176H220V178H219ZM262 176V177H261ZM30 177V178H29ZM36 177V178H35ZM48 177V178H47ZM154 177H152V179H154ZM1 178H4V177H1V175H0V181L1 182H4V181H6V184H5V182L4 183H1L0 182V189H2L3 188V186L5 185H10V184H7V183H9V181H7L6 179H3L4 181H2V179ZM26 178V179H25ZM33 178H35V180H33ZM92 178V179H91ZM205 178V179H204ZM207 178H211V179H207ZM227 178V179H226ZM254 178V179H253ZM14 179V180H13ZM55 179V180H54ZM79 179V180H78ZM87 179H88V181H87ZM151 179V180H152ZM179 179H180V181H179ZM202 179H203V183H202ZM214 179H216L217 180V182H216V180H214ZM220 179V180H219ZM223 179V180H222ZM226 179V180H225ZM241 179H243L242 180V182H241ZM32 180L34 181V183L32 182ZM36 180L38 181V182H36ZM85 180V181H84ZM90 180V181H89ZM160 180V181H159ZM162 180V181H161ZM181 180H183V181H181ZM209 180V181H208ZM222 180V181H221ZM245 180V181H244ZM251 180V181H250ZM252 180H254V182L252 181ZM255 180H256V182H255ZM23 181V182H22ZM50 181V182H49ZM51 181H52V183H51ZM159 181V182H158ZM165 181V182H166ZM170 181V182H169ZM179 181V182H178ZM236 181H238V184H236L237 182ZM250 181V182H249ZM36 182V183H35ZM87 183V184H84V183ZM145 182H146V185H145ZM178 182V183H177ZM181 182V183H180ZM209 182L211 183V185L209 184ZM213 182V183H212ZM214 182H216V183H219L218 185H220L219 187L217 186V187H215L217 184L216 183H214ZM221 182V183H220ZM258 182V183H257ZM30 183V184H29ZM50 183V184H49ZM53 183H55V184H53ZM127 183V184H126ZM169 183H171L170 185H169ZM177 183V184H176ZM182 183H183V185H182ZM235 185H234V184ZM244 183V184H243ZM248 183V184H247ZM250 183H253V184H251L250 186L252 187L253 186V189L249 186V184ZM255 183V184H254ZM12 184H14V183H12ZM36 184V185H35ZM57 184V185H56ZM80 184V185H79ZM81 184H83L84 186L83 187H85L86 185V189L85 190H87L88 189V186L91 188V191H90V189H88L89 191H90V193H89V191H87L88 192V194L90 195V196H86L87 195V193L86 192H83L84 190H82L83 189V187H82V185ZM121 184V185H120ZM126 184V185H125ZM148 184H150V185H148ZM151 184H153L154 186H152ZM215 184V185H214ZM256 184H258V185H256ZM53 185V187H50V186H52ZM61 185V186H60ZM77 186V188L80 186L82 189H80V190H82V193L80 194L79 193V189L77 190V188H76V186ZM143 185H144V187H143ZM147 185H148V187H147ZM168 185V186H167ZM201 185H202V187H201ZM240 185V186H239ZM254 185H256V189H255V186ZM4 186V187H5ZM92 186V187H91ZM122 186V187H121ZM149 186H150V188H149ZM188 186H189V188H188ZM237 186H239V187H237ZM244 186V187H243ZM248 186H249V188H248ZM47 189V190H51L50 192H52V190H57L56 192H58V193H64L65 191L67 192V195H66V192L64 193V195L63 196H65L66 195V197H65V199L64 200H62V202L61 203H59V202H57V203H55V202H51V201H49V200H53V198L51 199V197L53 196H56L55 194H53L52 196L50 195L49 196V194H47L48 196L46 197V192H47V190L45 189V188ZM59 187H61L62 189H59ZM68 189V187H70L68 190H70V192L69 193H71V192H73L74 190H75V188H76V190L74 191V192H76V193H79L78 194V196H76V197H70V198H68L69 197V193H68V190L66 189V188ZM72 187H74L73 189H71ZM171 187V188H170ZM174 189H173V188ZM186 187H187V189H186ZM213 187H215L216 189L214 190V188ZM223 188V190H222V188ZM227 187V188H226ZM242 187V188H241ZM43 188H44V191H43ZM53 188V189H52ZM94 188V189H93ZM148 188V189H147ZM200 188V189H199ZM218 188V189H217ZM230 189L231 188V190H227V189ZM248 188V189H247ZM264 188V187H263ZM32 189V191H30ZM65 189V190H64ZM93 189V190H92ZM106 189V190H105ZM126 189V190H125ZM128 189V190H127ZM146 189V190H145ZM150 189V190H149ZM170 189H172V190H170ZM226 189V190H225ZM234 189V190H233ZM250 189V190H249ZM255 189V190H254ZM262 189V188H261ZM261 189H259V190H261ZM26 192H25V191ZM27 190H29V191H27ZM34 190V191H33ZM41 190V191H40ZM73 190V191H72ZM95 190V191H94ZM233 190V191H232ZM240 190V191H239ZM242 190V191H241ZM252 190V191H251ZM147 191V192H146ZM217 191H219V192H217ZM225 191V192H224ZM23 192H25V193H23ZM28 192V193H27ZM32 192H33V194H32ZM45 192V193H44ZM183 192H185L184 194H183ZM217 192V193H216ZM223 192V193H222ZM37 193V194H36ZM42 195H41V194ZM44 193V194H43ZM75 193V194H76ZM85 193V194H84ZM94 193V194H93ZM137 193V194H136ZM38 194H40V195H38ZM51 194V193H50ZM131 194V195H130ZM142 194H144V195H142ZM186 194V195H185ZM189 194V195H188ZM230 194V195H229ZM44 195H45V197L47 198H45L44 197ZM128 195H130V196H128ZM178 195V196H177ZM183 195H185V196H187L188 195V197L190 198V199H194V200H192V202H191V200L189 201H185V204H188V205H185V206H183V204L181 203V200H183ZM229 195V196H228ZM247 195V196H246ZM16 196H18V197H16ZM43 196V197H42ZM82 196V197H81ZM86 196V197H85ZM91 196L92 197H94V198H92L91 199ZM127 196V197H126ZM144 196V197H143ZM184 196V197H185ZM13 197V198H12ZM15 197L17 198V199H15ZM83 197H85V199H86V201H84V199H82ZM98 197V198H97ZM131 197V198H130ZM141 197V198H140ZM176 197V198H175ZM186 198V199H189V198ZM232 197V198H231ZM262 197H264L263 195H262ZM50 198V199H49ZM81 198V199H80ZM88 198H90L89 200H87ZM97 198V199H96ZM129 199V201H128V199ZM178 198V199H177ZM182 198V199H181ZM247 198V199H246ZM13 199H15V200H13ZM40 199V200H39ZM49 199V200H48ZM69 200V202H67L68 200ZM125 199H127V201L125 200ZM130 199H131V201H130ZM176 200V203H178V204H176V203H174L175 202V200ZM185 199V200H186ZM246 199V200H245ZM4 200H7V201H5V202H3ZM11 200V201H10ZM18 200V202H16ZM45 200V201H44ZM81 200H83V202H85L84 204H82L83 206H81L80 207V201ZM91 200V201H90ZM100 200V201H99ZM156 200H157V202H156ZM2 201V202H1ZM13 201H15V205H14V203H13ZM43 201H44V204H43ZM47 201H48V203H47ZM65 201V202H64ZM76 201H78V202H76ZM94 201H95V203H94ZM126 201V202H125ZM139 201V202H138ZM151 201V202H150ZM172 201H174V202H172ZM196 201V202H195ZM210 201V202H209ZM10 202V204H13L12 206H10V204H8V203ZM71 202V203H70ZM76 202V203H75ZM91 202V203H90ZM98 202V203H97ZM116 202V203H115ZM118 202V203H117ZM129 202H130V204L131 205H129ZM155 202V203H154ZM162 202V203H161ZM165 202H167V203H165ZM231 202V203H230ZM236 203L237 205H236V207H233L232 205L231 206H229L230 204H234V203ZM256 202V203H255ZM262 202V203H261ZM2 203V204H1ZM19 203V204H18ZM51 203H53V204H51ZM70 203V204H69ZM105 203H108V204H105ZM153 203L154 204H156L155 205V207L153 206ZM171 205H170V204ZM172 203H174L175 205L174 206H172L173 204ZM250 203V204H249ZM40 204V205H39ZM57 204H59V207L60 206H63L62 208L60 207H58V205ZM126 204L128 205V207L126 206ZM135 204H136V207H135ZM150 204V205H149ZM158 204V205H157ZM162 204V205H161ZM164 204V205H163ZM189 204H190V206H189ZM218 204V205H217ZM220 204V205H219ZM223 204V205H222ZM228 204V205H227ZM239 204V205H238ZM7 205H9L8 207L9 208H11L10 210H9V208L7 207ZM38 205V206H37ZM47 205H48V208H47ZM57 205V206H56ZM67 206V208L69 207V209L67 210V208H65L66 206ZM70 205V206H69ZM72 205V206H71ZM79 205V206H78ZM87 205V206H86ZM105 205H106V207H105ZM109 205V206H108ZM134 205V206H133ZM165 205H168V208H166V209H169V207L171 206V207H174L173 209H175V207L178 205V207H181V210L179 209V208H177V209H175V210H173L172 212H173V216L175 215V216H177V213L178 214H180V212H181V214H184V211H186V213H187V211L189 212V211H191L192 209H195V210H192L191 211V213H188V215L187 214H184L183 216H185L184 217V219L186 218V220H184L183 218H182V216H177V217H179V218H181V219H177L176 220V217H175V219H174V217L172 216V214L170 215L169 213H171V211H169V213L165 210V211H163L164 210V207H166ZM170 205V206H169ZM180 205V206H179ZM197 205V206H196ZM217 205V206H216ZM247 205V206H246ZM256 205H258V207L256 206ZM261 205V206H260ZM74 206V207H73ZM85 206V207H84ZM124 206V207H123ZM161 207V206H163V210L162 209H160V208H158V210H157V212L155 211L156 210V208L157 207ZM213 206V207H212ZM221 206V207H220ZM224 206V207H223ZM230 207L231 209H234L235 208V210L236 209H239V212L238 211H236L235 213H236V215L234 216L233 214H230V216L232 215V217H230L229 216V214L227 215H225L224 216V218H226L225 220H223L222 221V219H224V218H221V210H223L224 208H227V207ZM245 206H246V208H245ZM259 206L261 207V208H259ZM3 207V208H2ZM43 207V208H42ZM91 207V208H90ZM130 207H133V209L131 208L130 209ZM151 207H153V208H151ZM186 209H185V208ZM190 207V208H189ZM211 207V208H210ZM252 207V208H251ZM263 207V208H262ZM8 208V209H7ZM36 208V209H35ZM65 208V209H64ZM77 208H79V209H77ZM90 208V209H89ZM119 208V209H118ZM135 208H137L136 209V211H135ZM155 208V209H154ZM201 208V209H200ZM206 208V209H205ZM220 208V209H219ZM241 208V209H240ZM248 208V209H247ZM250 208V209H249ZM260 210H259V209ZM41 209V210H40ZM58 209V210H57ZM61 209V210H60ZM71 209V210H70ZM88 209H89V211L90 212H88ZM96 209V210H95ZM107 209V210H106ZM109 209V210H108ZM140 209V210H139ZM152 209H154V210H152ZM160 209V210H159ZM187 209H189V210H187ZM262 209V210H261ZM4 210V211H3ZM38 210V211H37ZM40 210V211H39ZM55 210V211H54ZM75 210V211H74ZM81 210V211H80ZM87 210V211H86ZM106 210V211H105ZM120 210V211H119ZM126 211V212H124V211ZM131 210H132V212H131ZM138 210L140 211L139 213H138ZM152 210V211H151ZM170 210H172V209H170ZM178 212H177V211ZM180 210V211H179ZM201 210H203L204 211V213H203V211H201ZM212 210L214 211V212H212ZM219 210V211H218ZM65 211V212H64ZM69 211V212H68ZM71 211V212H70ZM112 211V212H111ZM144 211V212H143ZM156 213H155V212ZM162 211V212H161ZM174 211H175V213L176 214H174ZM195 213H194V212ZM202 213H200V212ZM211 211V212H210ZM258 211H260V212H258ZM42 212V213H41ZM73 212V213H72ZM105 212H107V213H105ZM145 212H146V214H150V215H146L145 214ZM148 212H150V213H148ZM153 212V213H152ZM163 212H166V213H164V215L162 214V215H160L161 213H163ZM199 212V213H198ZM254 212V213H253ZM258 212V213H257ZM37 213V214H36ZM45 213V214H44ZM87 213V214H86ZM109 213V214H108ZM117 213V214H116ZM132 213H133V215H132ZM168 213V214H167ZM198 213V214H197ZM206 213V216L204 217V219L202 220V217L204 216V214ZM209 213V214H208ZM242 213V214H241ZM244 213H247V214H244ZM252 213V214H251ZM262 213V214H261ZM3 214V215H2ZM47 214V215H46ZM72 214H76V215H73V216H75V218L74 219H77V217H78V219L80 218V217H83V220H82V222H80L81 221V219L82 218H80V221L77 219V220H74V222H73V220H72ZM80 214H81V216H80ZM85 214H86V216H85ZM89 214V215H88ZM97 214V215H96ZM105 214V215H104ZM112 214V215H111ZM121 214V215H120ZM123 214V215H122ZM138 214V215H137ZM141 214V215H140ZM152 214H154V216L152 215ZM192 214V216L190 217V218H192V219H194V220H192V219H189V217H187V216H190ZM200 214L201 215H203V216H200ZM217 214V215H216ZM260 214V215H259ZM32 215V216H31ZM34 215V216H33ZM40 215V216H39ZM46 215V216H45ZM55 215H57V216H55ZM66 215H68V216H66ZM88 215V216H87ZM94 215V216H93ZM107 215V217H105ZM125 215H127V216H129V217H127V216H125ZM143 215H146L145 217L143 216ZM158 215H160L161 216V219L159 218L160 216H158ZM168 215V216H167ZM187 215V216H186ZM199 215V216H198ZM208 215V216H207ZM209 215H210V218H209ZM242 215V216H241ZM36 216V220L34 219V218H32L33 219V223L31 222L32 220H31V217H35ZM86 218H85V217ZM91 216V217H90ZM93 216V217H92ZM101 216V217H100ZM103 216V217H102ZM118 216V217H117ZM196 216L197 217H200L199 219H197L196 218ZM219 219V217L221 218V219H219L222 223H224V221L226 222V223H224V224H222V226H220L221 225V222H220V224H219V222H217L218 221V219L216 218V217ZM228 216V217H227ZM252 216V217H251ZM256 216V217H255ZM260 218H262L261 220L262 221H259V220H256V218L257 219H259L258 217ZM263 216V217H262ZM2 217V218H1ZM66 217V218H65ZM72 217V218H71ZM95 217V218H94ZM99 217V218H98ZM126 217V218H125ZM139 217H142V220H144V218H145V220H144V222H145V224L146 223H149V221H150V224H151V222L153 223L152 225H150V224H146V226L144 225V222L142 221V220H139L140 218ZM150 217V218H149ZM164 217V218H163ZM236 217V220L237 221H235V222H238L239 221V218H240V220L241 221H239L237 224H234L233 223V221H232V219L233 218H235ZM238 217V218H237ZM26 218V219H25ZM40 218V219H39ZM63 218V219H62ZM70 218V219H69ZM88 218V219H87ZM92 218V219H91ZM123 218H124V220H123ZM160 219V221H159V219ZM188 218V219H187ZM210 220H209V219ZM213 218V219H212ZM231 219V220H228V219ZM255 218V219H254ZM68 221H67V220ZM84 219H85V221H84ZM109 220V222H108V220ZM127 219V220H126ZM130 221H129V220ZM146 219H148V220H146ZM154 219V220H153ZM170 219V220H169ZM183 219V220H182ZM216 219H217V221H216ZM27 220V221H26ZM72 220V221H71ZM90 220V221H89ZM102 220H104L103 222H102ZM105 220H107L106 222V224H107V226L109 225V223H110V225L107 227V226H104L103 227V225H105ZM179 220V221H178ZM182 222H181V221ZM190 220V221H189ZM195 220H196V222H195ZM215 220V221H214ZM228 221V224H227V221ZM254 220V221H253ZM35 221V222H34ZM47 221V222H46ZM77 221V222H76ZM79 221V222H78ZM97 221H98V223H97ZM100 221V222H99ZM140 221H142L143 222V225L140 223ZM159 221V222H158ZM174 221H176V222H174ZM184 221V222H183ZM188 221V222H187ZM229 221H231V222H229ZM256 221H258V222H260L261 223V225H260V223H258V222H256ZM27 222V223H26ZM43 222H44V224H43ZM64 222V223H63ZM76 222V223H75ZM132 222V223H131ZM155 222V223H154ZM164 224H163V223ZM171 222V223H170ZM190 222V223H189ZM193 222H195V223H193ZM205 222V223H204ZM210 222H212V223H210ZM215 222V223H214ZM217 222V223H216ZM40 223V224H39ZM61 223V224H60ZM78 223V224H77ZM80 223H82V224H80ZM86 223V224H85ZM88 223V224H87ZM90 223V224H89ZM102 223H104V224H102ZM136 223V225H138V226H135L134 224ZM162 224V225H160V224ZM166 223V224H165ZM168 223V224H167ZM193 223V224H192ZM232 223V224H231ZM258 225H260V226H257V224ZM62 224H64V225H62ZM73 224V225H72ZM93 224H95V225H93ZM98 226H97V225ZM184 224V225H183ZM186 224V225H185ZM228 226H227V225ZM231 224V225H230ZM234 224V225H233ZM239 224V225H238ZM40 225V226H39ZM52 225V226H51ZM83 225V226H82ZM86 225H88V226H86ZM93 225V226H92ZM101 227H100V226ZM149 227H148V226ZM153 225H156V226H154V227H152ZM191 225V226H190ZM224 225H225V227H224ZM238 225V226H237ZM255 225V226H254ZM79 226V227H78ZM96 226V227H95ZM158 226V227H157ZM230 226V227H229ZM234 226V227H233ZM238 228H237V227ZM61 227V228H60ZM231 227H233V228H231ZM257 227V228H256ZM259 227V228H258ZM39 228V229H38ZM139 228H141L142 230L144 229L145 230V232L148 230V232H144V230H143V232H142V230L141 229H139ZM187 228V229H186ZM229 228V229H228ZM139 229V230H138ZM156 229V230H155ZM191 229V230H190ZM222 229H226L225 231H226V233L227 232H230L232 229V231L228 234L229 235V237L227 238V236H224L223 235V232L222 231H224V230H222ZM253 231H252V230ZM6 230V231H5ZM16 230V231H15ZM37 230V231H36ZM65 232H64V231ZM90 231V232H88V231ZM137 230H138V232H137ZM153 230V231H152ZM228 230V231H227ZM235 230V231H234ZM12 231H14V232H12ZM18 231V232H17ZM71 231V232H70ZM74 231H75V233H74ZM85 231V232H84ZM92 231H93V238H92V242H90L89 240H90V238H89V236L92 234ZM101 231V232H100ZM103 231V232H102ZM133 231H135V232H137L136 234L138 235V234H140V233H144L145 234V236L147 235V236H150V239H149V237H143L142 238V240L140 241V242H138L136 245H133L135 242H137V241H135L136 239H137V235H135V232H133ZM152 231V233H151V235H150V233L149 232H151ZM182 231H184V232H182ZM12 232V233H11ZM24 232V233H23ZM42 232V233H41ZM58 232H59V234H58ZM73 232V233H72ZM97 232V233H96ZM132 232V233H131ZM218 232V233H217ZM221 232V233H220ZM233 232V233H232ZM242 232V233H241ZM5 233V234H4ZM8 233H10V234H8ZM15 233H17V234H15ZM45 233V234H44ZM65 233V234H64ZM71 233V234H70ZM84 233H85V236H84ZM90 235H89V234ZM94 233H95V235L97 236V235H99L98 236V240H96V236H94ZM154 233H156V236H155V234ZM157 233H159V234H157ZM163 233V234H162ZM226 233H224V234H226ZM236 233L238 234V235H236ZM253 233V236L251 235V234ZM15 234V236H13ZM22 234V235H21ZM25 234H26V236H25ZM43 236H42V235ZM68 236H67V235ZM88 234V235H87ZM103 234V235H102ZM108 234V235H107ZM170 234V235H169ZM176 234V235H175ZM218 234V235H217ZM222 234V235H221ZM231 234H232V237H231ZM233 234H235L236 235V237L233 235ZM249 236H248V235ZM55 235H57V236H55ZM59 235V236H58ZM62 235H63V238H62ZM77 235V236H76ZM83 235V236H82ZM105 235V236H104ZM114 235V236H113ZM123 235V236H122ZM155 237H154V236ZM162 235V236H161ZM163 235H165V236H163ZM181 235H184V236H181ZM217 235V236H216ZM11 236V237H10ZM18 236V237H17ZM38 236V237H37ZM45 239H43L42 237ZM75 236V237H74ZM92 236V235H91ZM101 236V237H100ZM127 236V237H126ZM136 237V238H134V237ZM169 236V237H168ZM171 236V237H170ZM178 236H180V237H178ZM234 236V237H233ZM3 237V238H2ZM5 237V238H4ZM13 237V238H12ZM21 237V238H20ZM29 237V238H28ZM49 237V239H47ZM53 237V238H52ZM55 237V238H54ZM66 237H68V238H66ZM72 237V238H71ZM82 237V238H81ZM85 237H87V238H85ZM118 237V238H117ZM154 237V240L156 239V237H157V241H156V243L158 242V244H156V243H153V242H151V243H153V246H155L156 245V247H151L150 248V246L148 247H146V245L147 244H149L150 245V242L148 243L147 241H154L152 238ZM158 237H161V238H158ZM163 237H165V239H163L162 240V238ZM187 237V238H186ZM194 237V238H193ZM219 237V238H218ZM231 237V238H230ZM239 237V238H238ZM240 237H241V239H240ZM243 237H244V241H243ZM250 237H255L254 238V240H255V242H254V240H251L252 238H250ZM8 238V239H7ZM11 238V239H10ZM16 238V239H15ZM22 240H20V239ZM76 238V239H75ZM78 238V239H77ZM121 238H122V240H121ZM132 238V239H131ZM145 238H147V241L145 240ZM173 238V239H172ZM176 238V239H175ZM179 238H181V240L179 239ZM235 239V241H234V239ZM257 238V239H256ZM3 239H4V241H3ZM47 239V240H46ZM53 239H55V240H53ZM57 239V240H56ZM85 239V240H84ZM124 239V240H123ZM128 239V240H127ZM149 239V240H148ZM152 239V240H151ZM159 239H161L162 241H160ZM178 239L180 240V241H178ZM218 239H220V240H218ZM231 239H232V242H231ZM238 239V240H237ZM7 240H9V241H7ZM16 240V241H15ZM88 240V241H87ZM93 240H95V243L93 242ZM113 240H114V242H116V243H113ZM120 240V241H119ZM127 240V241H126ZM144 240H145V242H144ZM159 240V241H158ZM178 241V242H180V245H178L177 244V242L176 241ZM188 240V241H187ZM221 240H223V241H221ZM224 240H226V241H224ZM97 241V242H96ZM125 241V242H124ZM132 242L133 244H130V242ZM133 241H135V242H133ZM168 241H170V243H171V245H169L170 243H168ZM183 241V242H182ZM186 241L187 242H189L188 243V248L186 247V245H187V243H186ZM192 241V242H191ZM216 241H217V243H216ZM221 241V242H220ZM229 241H230V244H229ZM247 241H249V243L250 244H252V242L253 243H255V244H253V247L252 246H250V245H247L248 247H245V248H241V250H242V252H239L240 250H238L237 252H239V253H237V252H235V251H233V247H230V246H234V245H237V244H239V243H241V242H246V244H247ZM256 241H257V243H256ZM4 242V243H3ZM52 242H54V244L52 243ZM59 242V243H58ZM85 242V243H84ZM103 242V243H102ZM128 242V243H127ZM147 242V243H146ZM159 242H164V245H163V243H159ZM176 242V243H175ZM184 243V245L182 244V243ZM234 242H236L237 244H235ZM3 243V244H2ZM7 245H6V244ZM17 243L19 244V245H17ZM23 243H25V244H23ZM92 245H90V244ZM140 243V244H139ZM142 243H144V246H143V244ZM191 243V244H190ZM194 245H193V244ZM197 243V244H196ZM221 243V244H220ZM222 243H224L223 245H222ZM231 243H233V244H231ZM258 243H260L259 245L261 246H263V249H259L260 247H259V245H258V247H255L254 248V245H256V244H258ZM97 244V245H96ZM124 244V245H123ZM131 246H130V245ZM160 244H162L163 245V247H164V249L165 250H158V249H160V248H162V247H160V246H162V245H160ZM175 244H177V245H175ZM182 244V245H181ZM245 244V243H244ZM244 244L242 243V245L244 246ZM53 245H54V247H53ZM82 245H83V247H82ZM99 245V246H98ZM128 245V246H127ZM132 245H133V247H132ZM142 245V246H141ZM158 245V246H157ZM175 245V246H174ZM198 245V246H197ZM201 245V246H200ZM230 245V246H229ZM47 247V249H46V247ZM57 246V247H56ZM85 246H86V248H88V250L85 248ZM88 246V247H87ZM95 246H97V247H95ZM139 247V248H137L138 250H134L133 248L134 247ZM141 246V247H140ZM175 248H174V247ZM177 246V247H176ZM178 246L180 247V246H182V248H180L181 250H179V248H178ZM184 246V247H183ZM219 246H220V248H219ZM224 246V247H223ZM239 246V245H238ZM240 246H241V244H240ZM262 246H261V248H262ZM8 247V248H7ZM45 247V248H44ZM49 247V248H48ZM51 247V248H50ZM55 247H56V249H55ZM60 247V248H59ZM122 247V248H121ZM128 247V248H127ZM135 247V248H136ZM160 247V248H159ZM198 247V248H197ZM212 247V248H211ZM252 247V248H251ZM20 248V249H19ZM59 248V249H58ZM96 248V249H95ZM98 248V249H97ZM120 248V249H119ZM133 249V250H130V249ZM147 248V249H146ZM154 249V250H150V249ZM166 248H167V250H166ZM187 248V249H186ZM195 248V249H194ZM225 248V249H224ZM8 249H9V251H8ZM19 251H18V250ZM46 249V250H45ZM50 249V250H49ZM80 251H79V250ZM95 250L94 252H96V253H94V252H92V250ZM101 249V250H100ZM163 249V248H162ZM169 249H173L172 251V253H169ZM201 249H204V247H202ZM212 249H213V251H212ZM222 249H223V251H222ZM250 249V250H249ZM256 249V250H255ZM39 250H41L42 252H40ZM60 250V251H59ZM82 250L83 251H86V252H83L87 257H85V255L82 253ZM122 250H124L123 251V255L125 254V256L123 257L122 255H121V253L119 254V256H121V257H119V256H117V254L119 253V252H122ZM158 250V253L159 252H162V251H165V252H167V253H165V252H162V253H164L163 255H162V253L161 254H159V255H161V256H159L158 255V253L156 252V251ZM178 250H179V252H178ZM190 250V251H189ZM198 252H197V251ZM215 250V251H214ZM217 250V251H216ZM225 250H227L229 253H227V251H225ZM248 250V251H247ZM256 252L255 254H254V252ZM258 250V251H257ZM24 251V252H23ZM46 251H48V253L46 252ZM54 251V252H53ZM89 251V252H88ZM91 251V252H90ZM101 251H102V253H101ZM129 251V252H128ZM138 253H137V252ZM141 251V252H140ZM147 251V252H146ZM148 251L149 252H151V253H149V255H145L144 256V252L145 253H147L148 254ZM176 251V252H175ZM181 251V252H180ZM194 251V252H193ZM221 251V252H220ZM250 251V253H247V252H249ZM251 251H252V254H251ZM23 252V253H22ZM43 252H44V254H43ZM54 254H53V253ZM59 252V253H58ZM62 252V253H61ZM131 252H132V254H131ZM134 252V253H133ZM143 252V253H142ZM170 252H171V250H170ZM188 252V253H187ZM191 252H193V253H195L194 255H193V253H191ZM216 252H219V254H221V255H219L218 253V255L216 254ZM257 252H258V254H257ZM259 252H261L262 253V256H261V253H259ZM39 253H41L40 255H41V257H42V259L40 258V255H39ZM57 253V254H56ZM89 253V254H88ZM105 253V255H103ZM107 253V254H106ZM117 253V254H116ZM129 253V254H128ZM139 253H142L143 254V259L141 260V258L140 259H138L139 257H141V255L142 254H139ZM184 253V254H183ZM187 253V254H186ZM214 253V254H213ZM19 256H18V255ZM47 254H48V257H47ZM98 254V255H97ZM128 254V255H127ZM183 254V255H182ZM198 254V257H196V255ZM229 254V255H228ZM238 254H239V257H237L238 256ZM260 254V255H259ZM4 255H5V258H4ZM38 255V256H37ZM45 255H46V257H45ZM76 255V256H75ZM100 255V256H99ZM108 255H109V257H108ZM116 255V256H115ZM138 257V258H135L136 260L138 259V261H136L133 257ZM135 255V256H134ZM139 255V256H138ZM150 255H152V256H150ZM175 255V256H174ZM176 255H178V256H176ZM184 255H186L185 256V259H184ZM188 255V256H187ZM216 255V256H215ZM232 255H235V256H233L232 257ZM254 257H253V256ZM81 256V257H80ZM91 256V257H90ZM94 256V257H93ZM99 256V257H98ZM114 256V257H113ZM150 256V257H149ZM166 256H169V257H166ZM171 256H173V258L171 257ZM190 256H191V258H190ZM195 256V257H194ZM226 256V257H225ZM241 256V257H242ZM257 256H259V258L257 257ZM2 257H3V260H2ZM79 257V258H78ZM97 257H98V259H97ZM102 259H101V258ZM104 257V258H103ZM120 259H119V258ZM125 257L127 258V259H125ZM132 259H131V258ZM158 257H159V260H163L164 258V262H161V261H159L158 260ZM188 257H189V260H188ZM215 257V258H214ZM219 257V258H218ZM231 257V258H230ZM237 259H236V258ZM257 259H256V258ZM115 258V259H114ZM145 258H147L146 260H145ZM149 258H151V259H149ZM154 258V257H153ZM167 258V259H166ZM170 258H171V260H172V262L171 263H169V261H170ZM176 258V259H175ZM184 259V261H183V259ZM197 260H196V259ZM233 258V259H232ZM255 258V260H253V259ZM83 259V260H82ZM85 259V260H84ZM87 259V260H86ZM107 259V260H106ZM109 259V260H108ZM115 261H114V260ZM133 259L135 260V261H133ZM168 259H169V261H168ZM174 259H175V261H174ZM189 261L188 263H186L187 262V260ZM216 259V260H215ZM219 259V260H218ZM230 259V260H229ZM43 262H42V261ZM102 260L104 261V262H102ZM107 262H106V261ZM120 260V261H119ZM195 260V261H194ZM250 260V261H249ZM29 261V262H28ZM30 261H31V263H30ZM38 261V262H37ZM82 261V262H81ZM122 261V262H121ZM125 261V262H124ZM145 261H146V263H145ZM152 261V262H151ZM174 261V262H173ZM200 261H202V260H200ZM224 261V262H223ZM229 261H231V262H229ZM233 261V262H232ZM33 262V263H32ZM74 262V263H73ZM79 262V263H78ZM119 262V263H118ZM199 262V263H198ZM222 262V263H221ZM255 262V263H254ZM130 263V264H131ZM158 263H156V264H158ZM153 264H155V262L153 263Z\"/></svg>",
  "mask_w": 264,
  "mask_h": 264
},
{
  "label": "bare ground",
  "instance_id": "obj_2",
  "mask_svg": "<svg viewBox=\"0 0 264 264\" xmlns=\"http://www.w3.org/2000/svg\"><path fill=\"white\" fill-rule=\"evenodd\" d=\"M10 1V2H9ZM68 1V0H67ZM79 1H83V0H79ZM78 0H73V2L71 3H69V1H68V4L65 2H63V0H0V2H1V7H0V11H2V13H4L5 14V16L4 17H2L3 19H0V22H1V20H3L2 22H1V24H0V67L2 68H0L1 70L0 71H2V70H4L5 69V71H6V68L8 69V68H12L11 70L9 69V71H11L12 72V70L13 69H16V70H20V71H18V72H23V69L26 67L25 65H23L22 63H24V61L23 60H20V59H22V58H19L20 56H18V54H17V51H18V46H19V44H20V38L22 37V36H26L27 35V32L28 31H30L28 28H26L25 26H27V25H25L24 23H22V19L24 18V15L27 13V15L28 14H30L31 13V11L32 12H34L35 13V15H33L34 16V18H35V21L37 20V22L38 21H42V20H44V18L46 17V14H47V12L49 11L50 12V14L51 15H53L52 16V20L54 21V22H61V24L64 26V28H63V31H65V32H63L64 34L66 33V34H68V32H71V31H74V29L75 28H73V26H74V20L72 19V17H71V14H72V12L75 14V13H82L83 11H84V8H88V6L86 7V6H84V4L86 3L87 4V2H85L82 6H81V3L82 2H79ZM86 1V0H85ZM146 1V0H145ZM164 1V2H163ZM203 1L204 0H175V1H171V0H162V2H161V5L159 6V7H157L156 6V8H153V10L152 9H150V7H149V9H147V7H146V10H145V8H144V10H141V11H139V9H137L136 10V7H134L133 9H130L129 8V6H125V7H128L129 9H128V11L130 12V16H129V21L128 22H126L127 24H126V26H125V22H124V20H126V19H123L122 21L124 22V24H121V25H123V26H121V27H123V28H118V30L116 31V35H118V36H114V37H116L114 40H113V42L111 41L110 43H108V41L106 42V40L108 39H106L105 41H103V40H98L97 42H96V40L94 39L95 37L97 38V36H95L96 34H97V32L98 31H100L101 32V30H99V28L102 26V24H101V26L99 27V26H97V32H96V34L94 35L93 34V32H91V30L89 31L90 33H88L87 32V34H91L92 33V36H94V37H92V39L93 40H95V42L96 43H91L92 41H90L89 42V44L90 45H88L89 46V50L88 49H86V45H85V49H81V48H83V46H81V48L79 49V48H77L78 50H81V52L80 51H75V53H76V55H77V60L76 59H74V60H76V62L78 63V67H77V64H74V66H76L75 68H74V66L73 67H71V68H73L72 70L70 69V67H69V70H71V72H73L74 73V75L72 76V73H71V76L73 77V79H74V76L76 77V80L77 79H80L81 78V80H82V82H81V84H82V86H83V88L85 89L84 91H86V92H88L89 93V89H90V87L91 88H93L92 89V91H96V90H98L99 89V87H97V84L96 85H94V77H93V73H94V75H95V72H94V70L95 69H98L99 68V66L100 65H105L104 63H106L107 61H108V59L110 60L111 59V56L113 55V50H114V47H117V45H119V41H121L122 42V44H123V49H124V51H125V54L127 53L128 55H132L131 56V60L130 59H128V57H126L125 56V54H124V57L123 58H120V55H119V57H117L118 56V54H119V52L117 53V56L115 57L116 59H119V62L116 64L115 63V65H119V68H120V66H121V68L123 67L122 66V64H126L125 65V67H123V69H118L119 71L118 72H120L121 74H119L120 75V78H118L119 79V82L117 83V85L119 84L120 85V80L122 79V80H124L125 81V85L126 86H124V87H126V90H122L121 89V91H119V92H122L121 94H119V93H113V94H110L111 92L110 91H112L113 89L112 88H110V86L111 87H113V85L118 81V80H116L117 79V77H115V80H116V82H114L115 80H113L112 82V84L113 85H111L110 84V86H109V84H107L109 87H108V89H112V90H110V91H108V93L106 92L105 93V88H103V93L101 94V92L100 93H98V91H97V94H99L98 96L97 95H95V96H97V97H99V99L96 101V103L98 102V104H95V111L96 112H98V113H101V114H107V115H109V113L108 112H111L115 107V105L118 103V100L120 101V100H122V94L124 93L125 94V92L127 91H135L136 90V88H137V86L136 85H138V83L140 82V81H142L144 78H146V77H155L156 79H162V81L160 82V80H159V82H157L155 85H153L154 83H149V81H145L144 83H142L141 84V86H140V84L138 85L139 87H138V89L136 90V92L134 93L135 95H136V99L138 98H140L142 101H137V103L138 102H142V104H140L141 106L142 105H144L146 102L147 103H149V102H153L154 103V101H156V102H158V100H161V101H165L166 102V105L163 107V106H161V107H163L162 109H161V112L162 111H165L166 113L165 114H167V115H163V113H161V115H158V113L156 112V111H154V110H152V112H153V114L152 115H150V118L152 117V116H154V114H155V112L157 113V115L159 116V117H157V116H155V117H153V119L151 120L150 118H146L145 120H144V118L146 117V116H148V114L146 115V113H152L151 111H148V112H146L145 110L146 109H144V111H145V114H144V112H142L141 111V107L139 106L138 108H136V104L135 105H130L129 104V106H127L126 107V109H128V107H130V106H135V108L139 111V113L137 112V114H136V112L134 111L133 113H132V111H133V109L131 110V113H130V111H128L127 113H128V115H126L125 114V111H123V113L127 116H125L126 118H123V122H124V120H125V122H126V124L125 125H131V126H129V127H131V129L129 128V127H127V129H125V132L127 133V132H129L128 131V128L130 129V131L133 129V136L131 135L132 133L131 132H129L130 134V139L129 140H131L134 136V138H136V140H134L135 141V143L138 141L137 139H139V141L141 142L140 144L142 145V149L139 151L138 150V148L140 147L139 146V141L136 143V147H138L137 149H134V150H138V151H136L137 153L135 154L133 151L134 150H131L132 148H131V143H130V141H126L127 139H125V140H123L122 142H119V143H117L118 144V149H116L117 151H115V149H114V151H113V153L112 154H114V153H116L117 152V154L116 155H112V156H110L111 157V159L110 160H112V157H113V159H116L114 162H115V164L116 165H114L115 167V169H117V171L119 170V169H121L122 167L124 168V166H126V165H128L129 163L131 164L132 163V161H134V159L133 158H135V164H137V165H139V166H137V167H141L143 170V175H144V171H145V176H146V182H151L152 181V183L154 182L153 180H157V176L159 175L160 176V172L159 173H157L158 172V170H160L161 172H162V174H163V178L164 177H166V179H164V183H163V185L165 184V183H167L168 181H166V180H168V179H170L171 177H174L175 179H172L173 180V182L171 181V183H173V184H175L174 183V180H175V182H176V180L179 178L178 177V175H177V178L175 177L176 175L175 174H178V173H176L175 171H173L172 169H174L173 167H175L174 165L176 164V167L175 168H177V166H179L180 164V166H181V168H180V170H178V171H180L179 173V175H182L183 177H184V180H185V183L184 184H186V185H191V188H189V186H188V190L189 191H193V193L195 192V193H197V191H198V189L197 190H195L197 187H195V185L196 184H198L199 183V180H201V178H203V177H205V176H207L208 174H213V172H214V170H215V163L218 161V159H217V161H216V159L213 157H211L212 155H213V152H216V151H210V150H212L213 149V147H214V145H216V146H218L216 149H219L220 150V147L222 146V150H223V145H224V143L225 142H227V141H225V139L227 138V135H226V132L227 131H232L231 129H229V126L227 127V125H229L230 123H233L232 121V118H235L236 117V113L238 112V111H241L242 112V110H244L243 112H247V115L249 116L247 119H249V120H246V119H241V120H243V123L239 120L238 121V119H239V117H238V119H236L237 120V122L236 123H239L240 125H236L235 124V126L237 127H234V128H236V129H238L236 132H235V130L233 131L235 134H233L232 133V137H233V135H234V140L237 142V145H238V147L240 146V145H242L243 144V142H245V140L246 139H248V137H249V135L250 134H247L248 133V130H249V128L252 130V129H254L255 131L257 130L258 132H261V134H263V137H264V96H262V93L264 94V69H262V70H260L261 69V67H263V63H264V11H263V6H264V0H250V1H248V0H217V3H222V4H224L223 2H228L229 1V7H226V9L227 10H229V8H230V12H231V10L235 7L237 10H238V8H242V10L245 12L246 10H252V11H254L255 13H254V15L253 16H255V14H257V16L255 17V23L254 22H252L251 23V26H247V24H246V19H245V17H244V14L243 15H240L241 13H243V11L241 12V13H239L238 12V14H239V16L238 15H236L235 17L237 18H235V17H233V18H231L230 19V17L228 18V19H224V21L222 22L221 21V23H222V25H221V27L220 26H218L219 28H217L215 31H213V29H215V28H213L212 29V31H211V29H209V32H207V30H206V28L205 27H203V28H205V30H204V32L203 33H201V35L203 34V36H196V37H192L191 35L192 34H197L196 32H197V30L198 29H200V30H202L203 31V28H201L202 27V25H203V22H206V21H204L205 19H208L207 17H208V13L206 12V11H204V10H202V8H201V6L203 5L202 3H203ZM207 1V0H206ZM209 1V0H208ZM14 2V3H13ZM42 2H44V4L46 3V4H50L51 6V10H48V8H47V10L48 11H44V6L42 7V10L44 11V12H39V7L38 6H40L39 4L40 3H42ZM119 2H120V0H119ZM119 2H117L118 4H121V2L119 3ZM123 2H124V0H123ZM127 2H130V1H127L126 0V5H128L127 4ZM134 2V1H133ZM133 2L131 3V5H135V4H133ZM148 2V1H147ZM147 2H145V4L147 3ZM110 3H112V0L110 1V0H107L106 1V4H107V6L110 4ZM115 3V2H114ZM113 3V4H114ZM158 3H160V2H158ZM211 3V2H210ZM213 3H215V1H213ZM216 3V4H217ZM43 4V3H42ZM48 4V5H49ZM85 4V5H86ZM112 4V5H113ZM144 4V5H145ZM212 4V3H211ZM226 4V3H225ZM91 4H89V6H90ZM117 5V4H116ZM138 5V4H137ZM136 5V6H137ZM143 5V6H144ZM150 5H152V4H150ZM154 5V4H153ZM210 5V4H209ZM209 5H207V7H205V8H208L209 7ZM46 6V5H45ZM93 6V5H92ZM123 6V7H124ZM140 6V5H139ZM147 6V5H146ZM212 6V5H211ZM215 6V5H214ZM221 6V5H220ZM224 6V5H223ZM49 7V6H48ZM49 7V8H50ZM131 7V6H130ZM141 7V6H140ZM217 7V6H216ZM218 7H219V5H218ZM238 7V8H237ZM94 8V7H93ZM211 8V7H210ZM89 9V8H88ZM111 9V8H110ZM118 9H120L119 7L118 8H114L113 10H117V12H118ZM122 9V8H121ZM120 9V10H121ZM214 9V8H213ZM219 9V8H218ZM226 9H222L221 8V11H219L218 13H219V15L217 16V17H222V16H225L226 14V16H228L229 15V11H228V13H226L227 11H226ZM103 10V9H102ZM106 11L105 12H107L109 9H105ZM112 10V9H111ZM111 10H109V11H111ZM30 11V12H29ZM87 11V10H86ZM91 11V10H90ZM107 12V13H110V12ZM124 11H126L125 10V8H124V10H123V12ZM211 11V10H210ZM215 11V10H214ZM240 11V10H239ZM252 11H250V14H251V12ZM112 12V11H111ZM116 12V13H117ZM120 13H121V11H119ZM122 12V13H123ZM33 13V14H34ZM113 13H115V12H113ZM113 13H111L110 15H112ZM121 13V14H122ZM208 15H207V14ZM211 13V12H210ZM214 13V12H213ZM215 13H217V12H215ZM235 13H236V11H235ZM248 13V12H247ZM246 13V14H247ZM117 14H119V13H117ZM129 14V13H128ZM232 14V13H231ZM230 14V15H231ZM1 15V14H0ZM27 15H26V17H27ZM47 15H49V13L47 14ZM89 15H91V14H89ZM97 15V14H96ZM109 15V14H108ZM116 15V14H115ZM115 15H114V17H115ZM120 15V14H119ZM123 15V14H122ZM32 16V17H33ZM72 16H73V14H72ZM76 16V15H75ZM84 16V15H83ZM87 16V15H86ZM85 16V17H86ZM124 16V15H123ZM127 16V15H126ZM210 16V15H209ZM248 16V15H247ZM1 17V16H0ZM28 17H30V18H28V19H32V17L31 16H29L28 15ZM213 17V16H212ZM217 17H215V18H217ZM47 18V17H46ZM50 17H48L47 19H49ZM78 18H80V16L78 17ZM83 18V17H82ZM110 18H112V17H110ZM127 18V17H126ZM235 18V19H234ZM248 18H250V17H248ZM248 18H247V21H249L248 20ZM254 18V17H253ZM88 19V18H87ZM209 19H210V17H209ZM207 20V21H210V20ZM218 19H220V18H218ZM26 20V19H25ZM24 19H23V21H25ZM34 20V19H33ZM50 20V19H49ZM48 20V21H49ZM77 20L78 19H76V22H77ZM93 20V19H92ZM213 20H215V19H213ZM217 20V19H216ZM221 20V19H220ZM252 20V19H251ZM87 21H89V20H87ZM107 21V20H106ZM108 21H109V19H108ZM218 21V20H217ZM47 22V21H46ZM50 22V21H49ZM79 22V21H78ZM77 22V23H78ZM111 22V21H110ZM27 23V22H26ZM64 23V24H63ZM76 23V24H77ZM85 23V22H84ZM23 24V25H22ZM29 24V23H28ZM37 24V23H36ZM39 24V26H41L39 29H34V30H36V31H33V33H35V32H37V34H38V36H40V37H42V36H44V34L46 35L47 34V32L45 33L44 32V30H46V29H48L47 27H49L50 25H47V26H45V25H40L41 24V22L40 23H38ZM51 24H53V23H51ZM60 24V25H61ZM75 24V25H76ZM81 24H82V22H81ZM103 24H104V22H103ZM105 24H106V22H105ZM108 24V23H107ZM114 24V23H113ZM132 24H134V27H131V25ZM205 24V23H204ZM209 24V23H208ZM217 24V23H216ZM249 24V23H248ZM55 25V24H54ZM53 25V26H54ZM80 25V22L78 23V26ZM98 25V24H97ZM119 25V24H118ZM24 26V27H23ZM52 26V25H51ZM109 26V25H108ZM33 27V26H32ZM38 27V26H37ZM46 27V28H45ZM80 27H82V26H80ZM120 27V26H119ZM131 27V28H130ZM62 28H60V30H62ZM92 29V28H91ZM95 30H96V28H94ZM102 29V28H101ZM105 29H106V27H105ZM119 29H121L120 31H119ZM78 30V29H77ZM84 30H86V29H84ZM103 30H104V28H103ZM108 30V29H107ZM158 30L159 31H162L161 33H163V34H165L166 35V39H163V38H160L159 40H158V37H157V32H158ZM79 31H80V29H79ZM119 31V32H118ZM157 31V32H156ZM80 32H85V31H80ZM79 32V33H80ZM105 33H106V31H104ZM103 31L100 33V34H98V36L99 37H101L102 35L101 34H103L104 33ZM117 32H118V34H117ZM154 32H156V34H155V37H157V38H154V39H157V40H154L152 37H151V35L154 33ZM29 33V32H28ZM32 33V34H33ZM59 33H60V31H59ZM63 33H61V34H63ZM77 33V32H76ZM95 33V32H94ZM104 33V34H105ZM113 33H114V31H113ZM160 32H158V34H159ZM161 33L159 34L160 35V37H161ZM199 33V32H198ZM63 34V35H64ZM65 34V35H66ZM87 34H85L84 33V36H85V38L88 40L89 39V35H87ZM191 34V35H190ZM200 34V33H199ZM82 35V34H81ZM101 35V36H100ZM198 35V34H197ZM71 36V35H70ZM69 36V34L67 35V37H70ZM83 36V35H82ZM84 36H83V38H84ZM111 36V35H110ZM191 36V37H190ZM40 37H39V39H40ZM103 37H105V36H103ZM106 37H107V34H106ZM108 37H109V35H108ZM148 37L149 38H152L153 39V41L151 42L152 43V45H149V44H147V40H148ZM26 38V37H25ZM43 38V37H42ZM73 38V37H72ZM82 37L80 36L79 37V39H81ZM82 38V40H84ZM165 38V37H164ZM186 38H188V40H186ZM22 39V38H21ZM74 39L75 38H73V41H74ZM86 39L84 40V42L86 41ZM90 39H91V36H90ZM89 39V40H90ZM98 39H102V38H98ZM110 39H112V38H110ZM122 39V40H121ZM151 39V40H152ZM201 39H203V44H204V47H197V49H196V47H194V49H195V51H194V49H192L193 50V52H192V50H191V48L193 47V46H195V44L197 43V45L198 44H201V42H200V40ZM23 40H24V38H23ZM26 40V39H25ZM64 40V39H63ZM69 40H71V39H69ZM78 40V39H77ZM79 41V42H83V41ZM41 41V40H40ZM44 41V40H43ZM42 41V42H43ZM48 41V40H47ZM50 41V40H49ZM60 41H62V40H60ZM64 41H68V40H64ZM64 41H63V43H64ZM148 41H150V39L148 40ZM70 42V41H69ZM75 42L76 43H78L77 41H74V44H75ZM88 42V41H87ZM200 42V43H199ZM23 43V42H22ZM50 43V42H49ZM86 43V42H85ZM150 43V44H151ZM165 44V45H167V46H169L170 48H177L176 50H175V52L173 53V55L169 58V55H168V59L166 60V58H165V55H166V53H168V52H171V50L170 51H165V50H167V49H163V51L165 52V55H164V57H162L163 59L165 58V60L164 61H162L161 60V56H162V54H164V53H161V55H160V50L157 48V46L159 45V44ZM45 44V43H44ZM48 44V43H47ZM46 44V45H47ZM65 44H68V43H65ZM70 44V43H69ZM38 45H41V44H38ZM45 45V46H46ZM79 45V44H78ZM80 45H83V44H81L80 43ZM202 45V44H201ZM48 46V45H47ZM51 46H52V48L53 47H55V46H53L52 44H51ZM50 45L48 46V47H45L46 49L47 48H49V47H51ZM64 46V45H63ZM76 44L74 45V50L76 49ZM120 46V48L122 47L121 46V44L119 45ZM39 47V46H38ZM37 47V48H38ZM62 47V45H60L59 46V48H61ZM65 47V46H64ZM168 47V48H169ZM21 48V47H20ZM19 48V49H20ZM41 48H43L42 47V45H41ZM52 48H50V49H52ZM69 48V47H68ZM169 48V49H170ZM236 48H239L240 49V53L238 54V53H235V51L237 52L238 50L236 49ZM253 48V49H252ZM44 49V48H43ZM46 49H44V50H46ZM57 49V48H56ZM61 49H64L63 47L61 48ZM123 49L121 48L120 50H122V52L121 53H124V51H123ZM174 49L172 50V51H174ZM191 50V55L190 56H188L189 54H187V52H188V50ZM33 50H34V48H33ZM40 51H41V49H39ZM55 50V49H54ZM85 50H88L87 52L89 53V54H86V53H84V54H82V52L83 51H85ZM117 50H119V49H117ZM190 50H189V52L188 53H190ZM35 51H36V49H35ZM48 51V50H47ZM51 51V50H50ZM49 51V52H50ZM53 51V50H52ZM59 51H60V49L57 51L58 53H59ZM162 50H161V52H163ZM251 51H253L251 54H253L254 56H255V58H253L254 56H251V58H250V53L249 52H251ZM61 52H62V50H61ZM66 52H67V50H66ZM20 53V52H19ZM35 53V52H34ZM32 54V55H34L33 57L34 58H32L33 60L31 61V65L30 66H32V69H33V67H36V69H34V72H33V74H31V73H28V74H31V75H28L26 72H23V73H21L22 75V77H20V76H17V77H20L19 79H21V80H23V79H25V77L23 78V75L25 76V74H26V76L29 78V76H30V78L28 79H25V81L26 82H24V81H20V86L22 85L21 83H25V84H23L22 86H24V87H28V89L27 90H31L32 88L34 89H32L33 91V93L31 92V91H27L28 93L29 92H31V93H29V94H31L32 96H33V94H34V96L33 97H35V94L37 93H39V97L38 96H36L37 97V99L39 100V102H41L40 104H42L43 103V105H46V104H49V103H51V102H53L54 100H58V99H56V97H55V99H53V100H51V93H55L53 90L51 91V87H52V85H61L62 86V82H61V79H62V77L63 78H65V77H67V73L65 74V71H66V65H64V63H65V61L64 60H62L63 61V64H62V62L61 61H59V60H53V62L51 63V62H49V63H51V64H48V66L50 65H57L58 66V69H60L61 70V72L57 69V71L59 72V75L57 74V72H56V74H54L55 72H53L51 75L53 76V74L56 76V77H52V79H51V77H49V72H51V70L50 71H48V68H46V69H43V68H40V67H42V66H40L39 64H38V57H36V55L35 54ZM52 53V52H51ZM80 53V57H78V54ZM112 53V54H111ZM116 53V52H115ZM120 53V54H121ZM254 53H256V55L254 54ZM82 54V55H81ZM126 54V55H127ZM142 54H146V55H143V57H142V59L140 60V61H138L136 58H138V56L140 57V55H142ZM187 54V55H186ZM250 54V55H249ZM20 55V54H19ZM30 55V54H29ZM38 55V54H37ZM49 55V54H48ZM60 55V54H59ZM122 56H123V54H121ZM222 56L220 59H217V56ZM44 56V55H43ZM45 56H47V54L45 53ZM50 56V55H49ZM69 57V56H68ZM73 57H76V56H73ZM137 61V62H135V60H133V58ZM227 57L228 58H230V57H233V59L235 58L236 59V62H230V63H233L232 65L234 66H225L226 68H223V65L224 64H226V60H227ZM2 58V59H1ZM40 58V57H39ZM54 58H57V56L55 57V55H54ZM53 58V59H54ZM63 58V57H62ZM65 58H67V57H65ZM114 58V55H113V57H112V60H114L113 59ZM130 58V57H129ZM219 58V57H218ZM249 58L250 59H252V61L251 60H249ZM256 58H258V59H260V62L258 63L259 64V68H258V70H256V71H254V72H252L254 69V67H252V71H251V73H250V71H249V74H252L251 76H249L248 77V75L249 74H247V76L246 75H243L244 77L246 76V78H244L243 79V81H240V83H242V84H239V85H241V86H239L238 84L236 85V83H235V85L237 86V88H238V86H239V90L237 91V95L236 96H233V97H235V99H237V101L234 103V105L232 106L233 107V109H235V110H232L233 112H234V115H235V117H234V115L233 114H231V113H229V114H231V115H229L228 114V112H227V110L226 109H228V107L225 109V110H223V109H221L222 110V112H224V113H226L227 112V114L229 115V117H230V121H226L224 118H221V120L219 119V121H221L220 123V129H217L216 130V132L218 133V134H216L217 136H216V140H214V139H212L211 138V136L209 135V134H211L212 132H209L210 130H211V128H212V130H214L213 129V127H211V126H213L212 125V123H211V126H210V122H213V121H209L210 120V116L212 115V111H211V109L213 110V100H214V97L218 94V91L217 90H214L213 88H211V86H209L210 84H208L209 82L207 81L208 79H207V77H211L212 78V80L214 81V82H216V83H218V84H221L220 85V87L219 88H221L222 90H220L219 92H223L224 93V95L225 94H227V96H225V97H228V96H230V98L232 97L231 96V94H228L229 92H228V90L230 91V89L231 88H225V87H227V86H229L228 84H232L231 86H233V82H234V78H236V77H238V75H240V73L241 74H244L243 72H245V74H246V72L247 71H244L243 69H242V67H241V69L243 70V72H241L242 70L241 69H239L240 68V66L239 65H241V66H243V65H247V63H249V61H250V63H252L251 65L252 66H255V65H253V63L255 62L253 59H256ZM36 59H37V61H36ZM58 59V58H57ZM115 59V60H116ZM222 59H223V62H221L222 61ZM232 59V58H231ZM24 60H25V58H24ZM31 60V59H30ZM40 60V59H39ZM112 60H110V61H112ZM114 60V61H115ZM220 60V61H219ZM230 60V59H229ZM58 61L59 62H61V64H59L58 63ZM82 62L80 65H79V62ZM104 61V62H103ZM110 61H108L107 63H106V65L105 66H109V62ZM233 61V60H232ZM257 61V60H256ZM70 62H71V60H70ZM102 63V64H100L99 66H98V64L99 63ZM263 62V63H262ZM25 63H27V61L25 62ZM75 63V62H74ZM256 63V62H255ZM260 63H262V66L260 67ZM108 64V65H107ZM110 64H114L113 63V61L110 63ZM121 64V65H120ZM228 64V63H227ZM234 64H236V65H234ZM239 64V65H238ZM22 65L23 66H25V67H23L22 68ZM27 65V64H26ZM28 65H29V63H28ZM40 67H39V66ZM231 65V64H230ZM38 66V67H37ZM44 66V65H43ZM56 66V67H57ZM64 66H66L65 68H64ZM70 66V65H69ZM98 66V67H97ZM117 66H115V67H117ZM238 68H237V67ZM247 66H250V65H247ZM28 67V66H27ZM62 67H63V69H62ZM97 67V68H96ZM111 67V66H110ZM54 68V67H53ZM101 68H103V67H101ZM243 68H245V67H243ZM264 68V67H263ZM50 69V68H49ZM100 69V68H99ZM238 69V70H237ZM246 69V68H245ZM256 69V68H255ZM25 70H26V68H25ZM24 70V71H25ZM64 70V73L62 72ZM114 70H116L117 71V68H115ZM240 70V71H239ZM8 71V70H7ZM8 71V73H9V75L7 74V72H5L7 75V77L8 76H10V72ZM55 71V70H54ZM238 71H239V74H237L238 73ZM14 72V71H13ZM17 72V71H16ZM32 72V71H31ZM98 72V71H97ZM100 72V71H99ZM112 72H113V70H112ZM118 72H117V74H118ZM3 73H4V71H3ZM3 73H0V75H3ZM248 73V72H247ZM18 74H20V73H18ZM68 74H70V71H68ZM115 74V76H117L116 75V73H114ZM237 74V75H236ZM5 75V74H4ZM14 75H15V72H14ZM50 75V76H51ZM5 76V77H6ZM12 76V75H11ZM16 76V75H15ZM69 76V75H68ZM79 78H78V77ZM6 77V78H7ZM12 77H14V76H12ZM11 77V78H12ZM16 77V78H17ZM60 77H61V79H60ZM71 77V78H72ZM96 77V76H95ZM248 77V78H247ZM0 78H2L3 80H5L4 79V76L3 77H0ZM16 78H14V80H16ZM23 78V79H22ZM48 78H50V79H48ZM69 78H70V76H69ZM105 78V77H104ZM203 78H205V81H206V83L208 84H206V83H204L203 82V84H202V79ZM239 78H241L242 79V76L240 75L239 76ZM239 78H237V79H239ZM2 79H1V82H7V81H2ZM18 79V78H17ZM31 79V81H32V83L30 84L29 83V85H28V82L27 81H29ZM93 79V80H92ZM8 81H9V83L11 84L12 83V81H14L13 80V78H12V80L10 79L9 80V77H8V79H7ZM47 80H49V83L47 82ZM63 80V79H62ZM67 80H70V79H67ZM72 80V79H71ZM96 80V79H95ZM154 80V79H153ZM64 81L65 80H63V83H64ZM109 81V80H108ZM158 81V80H157ZM212 81V82H213ZM16 82H17V80H16ZM75 82V81H74ZM78 82H80V81H78ZM100 83H99V85H101L102 83V81H99ZM143 82V81H142ZM153 82H155V81H153ZM211 82V81H210ZM211 82V83H212ZM3 83V84H4ZM8 83V82H7ZM6 83V84H7ZM14 83H15V81H14ZM35 83H36V85H37V88H38V91L36 90L37 88L35 87ZM109 83H111V82H109ZM141 83V82H140ZM75 84V83H74ZM78 84V83H77ZM8 85V84H7ZM14 85V84H13ZM26 85V86H25ZM31 85L32 86H34V87H31ZM76 85V84H75ZM116 84H115V86H117ZM225 85H227V86H225ZM234 85V86H235ZM80 86V84H78V87ZM82 86H80V89H81V87ZM217 86V85H216ZM236 86L234 87V88H236ZM77 87V86H76ZM76 87L74 88V89H76ZM98 89H97V88ZM122 87V86H121ZM213 87V86H212ZM30 88V89H29ZM58 88V87H57ZM61 88V87H60ZM82 88V89H83ZM106 88H107V86H106ZM123 88V87H122ZM134 88H135V90H134ZM79 89V90H80ZM96 89V90H95ZM108 89H106V90H108ZM216 89V88H215ZM228 89V90H227ZM2 90V89H1ZM63 90H66V88L65 89H62V91L61 92H63ZM68 90V89H67ZM65 91L64 93L67 95L68 93V95H70L71 93V91L70 92H68V91ZM78 90V89H77ZM91 90V89H90ZM227 90V91H226ZM235 90V89H234ZM7 91V90H6ZM36 91V92H35ZM125 91V92H124ZM67 92V93H66ZM77 92V91H76ZM126 92V93H127ZM27 93V94H28ZM57 93L58 94H61V93H59L58 91H57ZM57 93H55L56 95H57ZM79 93V92H78ZM87 93V94H88ZM220 93V94H221ZM222 93V94H223ZM231 93V92H230ZM26 94V95H27ZM41 94H43L42 95V98H44L45 99V101L44 100H42L41 99ZM92 94H94V93H92ZM101 94V95H100ZM108 94H110V95H108ZM117 94V95H116ZM118 94H119V96H118ZM124 94H123V96H124ZM256 94H261L259 97H262V100H258L256 97H255V95ZM54 95V94H53ZM79 95V94H78ZM126 95V94H125ZM127 95L128 96H126V97H129L130 95H131V93H127ZM133 95V94H132ZM131 95V96H132ZM224 95H222V97L224 96ZM31 96V97H32ZM44 96V97H43ZM63 96H65V95H63ZM134 96V95H133ZM219 95H217V97H218ZM32 97V98H33ZM216 97V98H217ZM221 97V96H220ZM224 97V98H225ZM53 98V97H52ZM72 98V97H71ZM96 98V97H95ZM118 98H120V99H118ZM130 98V97H129ZM229 98V97H228ZM229 98V99H230ZM31 99V98H30ZM37 99L36 98H34V101L36 100V102H37ZM65 99V98H64ZM73 99V98H72ZM218 99H220V98H218ZM261 99V98H260ZM50 100H51V102H50ZM94 100V99H93ZM124 100L126 101V98L124 97ZM129 100V99H128ZM217 100V99H216ZM42 101H44V102H47V101H49V102H47L46 104L44 103V102H42ZM59 101V100H58ZM125 101H121L120 103H119V107L121 106L122 107V103L123 102H125ZM213 101V102H212ZM13 102V101H12ZM126 102H128V101H126ZM143 102H144V104H143ZM211 102H212V105H211ZM17 103V102H16ZM21 103V102H20ZM53 103H55V102H53ZM133 103H135V102H133ZM215 103V102H214ZM56 104V103H55ZM127 104V103H126ZM155 104V103H154ZM248 104V105H247ZM20 105V104H19ZM24 105V104H23ZM28 105V104H27ZM31 105V104H30ZM42 105V106H43ZM148 105V104H147ZM10 106H12V105H10ZM18 106V105H17ZM16 106V107H17ZM49 106V105H48ZM52 106H53V104H52ZM51 106V107H52ZM91 106H94V105H91ZM116 106H118V105H116ZM125 106V105H124ZM123 106V107H124ZM152 106V105H151ZM210 106H211V108H210ZM215 106V105H214ZM221 107H222V105H220ZM225 106V105H224ZM13 107V106H12ZM11 107V108H12ZM89 107V106H88ZM87 107V108H88ZM143 107V106H142ZM144 107H145V105H144ZM143 107V108H144ZM157 107V106H156ZM219 107V106H218ZM1 108V107H0ZM9 108V107H8ZM24 108V107H23ZM116 108H118V107H116ZM131 108H133V107H131ZM210 108V109H209ZM10 109V108H9ZM13 109H15V110H13ZM12 110L10 109V111L9 110H7L8 111V113L7 114H5L4 115V113H5V110H4V113L2 114L1 112H0V116H4L3 118H2V122L4 123V124H6V125H4L3 123V125H4V129H2L3 131L5 130L6 132L7 131H14V130H16V129H18L17 128V125L16 124H18V127L19 126H21V125H23V124H21L22 123V121H27L28 119H30L31 117H29V116H32V115H30V112H29V115H28V119L26 120V118L24 119V116L26 117V113H25V110H23L24 111V114H21V113H23V111L20 109V111H22V112H20V114L21 115H24L23 117L21 116V118H20V116H19V114H18V110H19V108L17 107V108H13ZM18 109V110H17ZM33 109V108H32ZM31 109V110H32ZM47 109V108H46ZM52 109V108H51ZM130 109V108H129ZM135 109V110H136ZM140 109V110H139ZM208 109V110H207ZM220 109L218 110V111H220ZM232 109V108H231ZM230 109V110H231ZM29 110V109H28ZM42 110H43V108H42ZM49 110H50V108H49ZM90 110V109H89ZM91 110L93 111V109L91 108ZM90 110V111H91ZM124 110H125V107H124ZM136 110V111H137ZM148 110V109H147ZM215 110V109H214ZM83 112H85L84 110H82ZM90 111H88V109H87V112H89V113H91L92 114V111L90 112ZM113 111H115L114 113L115 114H117L116 113V110H113ZM112 111V112H113ZM169 111H173V115H176L175 116V119L176 120H180L179 122L181 123H179L178 122V124H180V126L181 125H183L182 123H183V120L182 119H184V120H186V123H184V126L187 124V123H189V120H188V118L190 119V122L192 123V121L191 120H193V123L195 124V126H196V128H197V131H201L202 133H200V135L201 136H199L200 137V139H202L203 140V143H202V145L203 146H201L202 147V151H203V153H202V151L201 152H199V153H201V154H198V152H197V150L195 149V151L193 150V149H191L190 148V146H189V149L188 148H186V149H181V148H179V146H177V144H179V143H176V142H180L181 141V139L183 140V139H186V143H187V141L189 142V145H190V142H191V144L193 145V143H194V139H197L195 136H193V134L195 135V133H193V132H195L196 130L195 129H193V126H192V129L194 130H192L193 132L192 133H188V130H185L186 132H187V134H184V133H182V134H180V135H178V134H176L175 132H178V133H180L179 132V130L178 131H176L175 129V127L177 126H179V125H177L176 123H174V125H175V127H174V125H173V130H175V131H173L172 129H171V125H172V123L173 122H169V120H168V115H169ZM176 111V112H175ZM211 111V112H210ZM217 111V109L215 110V112ZM229 111V110H228ZM231 111V112H232ZM235 111H236V113H235ZM28 112V111H27ZM34 112V111H33ZM40 112H42V111H40ZM47 112H48V110H47ZM50 112H51V110H50ZM56 112V111H55ZM54 112V113H55ZM111 112V115L113 114ZM141 112L143 113V114H141ZM174 112L176 113V114H174ZM221 112V111H220ZM221 112V113H222ZM242 112V113H243ZM39 113V112H38ZM45 113V112H44ZM88 113V114H89ZM122 113V112H121ZM120 113V114H121ZM134 113L136 114V115H138L139 116V114L141 115V116H139V117H141V118H139L138 117V119H137V116H136V118L133 116L134 115ZM178 113V114H177ZM219 113V112H218ZM217 113V114H218ZM49 114V113H48ZM51 114V113H50ZM57 114V113H56ZM61 114V113H60ZM129 114H131L133 117H132V120H131V122L128 124V122H127V120H129V118H131V115L129 116ZM193 114V115H192ZM216 114V115H217ZM240 113H238V115H239ZM246 114V113H245ZM41 116H42V114H40ZM52 115V114H51ZM55 115V114H54ZM59 115V114H58ZM57 115V116H58ZM83 115V114H82ZM96 116H97V114H95ZM144 115V116H143ZM156 115V114H155ZM172 115V113L170 114V118L172 119L173 118V116H171ZM215 115V116H216ZM219 115V114H218ZM221 115H224V114H220L219 115V117L221 116ZM241 115V114H240ZM17 116H19L18 118H17ZM39 116V115H38ZM84 116H86L85 115V113H84V115H83V117ZM92 116H93V114H92ZM90 117L91 119L93 118V117H95V116H93V117ZM129 116V117H128ZM143 116V117H142ZM243 116V115H242ZM48 117V116H47ZM50 117V116H49ZM65 117V116H64ZM98 117V116H97ZM108 117H111V116H108ZM118 117V116H117ZM203 117H205V118H203ZM211 117H213V116H211ZM217 117V116H216ZM216 117H214L213 119H215ZM226 117V116H225ZM228 117V116H227ZM52 118H54V116L52 117ZM57 118V117H56ZM100 118V117H99ZM102 118V117H101ZM114 118V117H113ZM128 118V119H127ZM155 118H157V119H155ZM186 118V119H185ZM200 118H201V120H200ZM7 121H6V120ZM24 119V120H23ZM34 119V118H33ZM36 119V118H35ZM82 119V121H80V122H84L85 121V119L83 120V118H81ZM80 119V120H81ZM90 119V120H91ZM122 119V118H121ZM137 119V120H136ZM148 119H150V123H151V121H152V124L154 125L155 123V125L154 126H152V124H150L149 122L147 123V121H148ZM174 119V118H173ZM199 119V120H198ZM202 119H204L203 120V122H202ZM18 120V121H17ZM20 120V121H19ZM75 120H76V118H75ZM95 120H98L97 118L95 119ZM103 120V119H102ZM106 120V118L104 119V121ZM108 120H111V119H109L108 118ZM135 120V121H134ZM140 120V122H141V124L142 125H140V122H137V121H139ZM143 120V121H142ZM187 120H188V122H187ZM196 120H198V121H196ZM246 120V121H245ZM5 121H6V123H5ZM53 121V120H52ZM63 121V120H62ZM93 121V120H92ZM92 121H88V122H86V123H84V124H82V123H80L78 120H77V122L78 123H80V124H82V125H84V126H82V128H80L79 126V124H77V123H75V122H72V123H75L74 125H75V127L76 128H73L75 131V134L73 133V135H75L74 136V140L75 141H77L78 140V138L79 139H81L82 137H83V135L85 134V133H89L90 131H91V129H92V125H93V122ZM116 121V120H115ZM120 121H122V120H120ZM145 121V122H144ZM174 121V120H173ZM182 121V122H181ZM202 122V123H200L199 124V122ZM20 122V123H19ZM29 121H27V123H28ZM30 122H31V120H30ZM32 122H33V120H32ZM31 122V123H32ZM44 122V121H43ZM45 122H47V121H45ZM49 122H50V120H49ZM106 123H107V121H105ZM104 122V123H105ZM135 122H137V124H138V126H137V124H135ZM155 122V123H154ZM175 122V121H174ZM177 122V121H176ZM27 123H24V124H26V126H27ZM40 123V125H41V122H39ZM109 123H110V121H109ZM117 123V122H116ZM134 123V124H133ZM196 123H198V124H196ZM215 123L217 124V123H219L218 122V120H217V122L216 121H214V126H216L217 127V125H215ZM62 124V123H61ZM112 124V123H111ZM119 124V123H118ZM150 124V125H149ZM243 124V125H242ZM29 125V124H28ZM32 125V124H31ZM39 125V124H38ZM36 126V127H39V126ZM44 125V124H43ZM79 125V126H78ZM105 125V124H104ZM243 127H242V126ZM2 126V125H1ZM1 126H0V128H1ZM71 126V125H70ZM73 126V125H72ZM95 126V125H94ZM106 126H108V125H106ZM121 126V125H120ZM132 126H133V128H132ZM179 126V127H180ZM222 126H224V128H222ZM226 126V127H225ZM239 126V127H238ZM3 127V126H2ZM112 127V126H111ZM182 127V126H181ZM241 127V128H240ZM50 128V127H49ZM54 128V127H53ZM53 128H52V130H53ZM56 128V127H55ZM70 128V127H69ZM109 128L110 127H106L102 132L104 133L103 135H106L107 134V131H109ZM124 128H126V127H124ZM175 128V129H174ZM217 128H219V126L217 127ZM231 128V127H230ZM240 128V129H239ZM23 129H24V127H23ZM31 129H33L32 127H31ZM36 130L38 129V128H35ZM34 129V130H35ZM116 129V128H115ZM122 129L123 128H121L120 130L122 131ZM134 129H136V130H134ZM178 129V128H177ZM189 129V128H188ZM1 130V131H2ZM19 130V129H18ZM22 130V129H21ZM36 130L34 131V132H36ZM45 130V131H44ZM40 134H31V136H29V134H30V132L28 133V136L30 137H28L29 139H27L26 141H28L27 143H25V145L27 144L28 146H25L24 145V143H22V149L20 150V148H18L19 150H18V152H16V149H15V153H14V151H12V152H10V151H8L9 153L8 154H6V156H4L3 155V158L4 157H6V165H5V167L4 168H1V170H0V175H1V177H4V178H1L2 179V181H4L3 179H6L7 181H9L5 176H8V175H12V173H13V171H15V172H17V170H18V163L19 162H21L22 160L21 159H23V158H28L29 157V155H30V158H32L33 156L35 157V155H31V153L33 154V153H35V149H38V147L40 148L41 146V143L43 144V143H46L47 142V144H46V146H50V147H48V148H50L49 150H51V146L52 145H54V147L52 148V150L56 147L55 145H57L55 142H54V139H55V135H54V133L51 131V130H48L47 129V127H46V129H44ZM47 130V131H46ZM100 130V129H99ZM180 130H182L181 128H180ZM211 130V131H212ZM245 130H247V131H245ZM30 131V130H29ZM32 131V130H31ZM48 131H51V132H48ZM54 131H56V129H54ZM70 131V130H69ZM124 131V130H123ZM221 131V132H220ZM12 132H11V134H12ZM17 132V130L15 131V133ZM58 132V131H57ZM60 132V131H59ZM8 133V132H7ZM7 133H5L6 134V136L8 135ZM10 133V132H9ZM33 133V132H32ZM109 133H112V132H109ZM108 133V134H109ZM114 133V132H113ZM126 133H124V136H125V134ZM209 133V134H208ZM222 133V135L220 136L219 134H221ZM249 133H250V131H249ZM254 133H256V132H254ZM1 134V133H0ZM2 134H4V132L2 133ZM13 134H14V132H13ZM12 134V135H13ZM56 134H58V133H56ZM68 134H69V132H68ZM67 134V135H68ZM107 134V135H108ZM115 134V133H114ZM196 134H198V132H196ZM203 134V135H202ZM60 135V134H59ZM57 135L56 137H57V139L58 140H65L66 141V138L68 139H70V137H72V132H71V135L69 134V136L67 137V135L65 136L66 138H64L63 139V137L60 135ZM109 135H111V134H109ZM120 135V134H119ZM128 135V134H127ZM126 135V136H127ZM212 135L214 136L215 135V133L213 134L212 133ZM260 135V134H259ZM258 135V136H259ZM123 136V135H122ZM123 136V137H124ZM132 136V137H131ZM197 136V135H196ZM219 136V137H218ZM252 136H253V134H252ZM3 137V136H2ZM25 137H27V136H25ZM59 137V138H58ZM60 137H61V139H60ZM105 137V136H104ZM103 137V138H104ZM198 137V136H197ZM250 137H251V135H250ZM254 137V136H253ZM262 137V139H261V137H260V139L258 138V137H256V138H258V140H256L255 139V144H254V148L256 147V149H259L258 150V152H257V150L256 149H254V151H256L254 154L256 155V154H258L260 157H258L257 155V157H258V159L256 158V156H250V153H248L247 155H248V157H250V160H249V162H250V165H248V166H250V167H248V168H251L253 165L255 166V164H252V166H251V161L253 160L254 162H257L256 163V165L257 166H260L263 162H264V155H262V157H263V162L261 161V163H258V160H259V162H260V159H261V154L262 153H264V138ZM18 138V137H17ZM73 138V137H72ZM85 138V137H84ZM96 138V137H95ZM128 138V137H127ZM214 138H215V136H214ZM2 139H4V138H2ZM7 139V138H6ZM9 139V138H8ZM23 139V138H22ZM93 139V138H92ZM105 139V138H104ZM106 139H107V136H106ZM105 139V140H106ZM110 139H112L111 137H110ZM250 139V138H249ZM252 139V138H251ZM24 140V139H23ZM96 141H97V139H95ZM101 140H103L102 138H101ZM109 140V139H108ZM133 140V139H132ZM233 140V139H232ZM254 140V139H253ZM260 140V141H259ZM60 141V142H61ZM65 141H64V143H65ZM71 140H68V142H70ZM82 141H84L83 139H82ZM98 141H100V140H98ZM97 141V143H99ZM104 141V140H103ZM102 141V142H103ZM113 141V140H112ZM119 141H121V140H119ZM198 141V140H197ZM215 141V142H214ZM248 141V140H247ZM246 141V142H247ZM8 142V141H7ZM10 142V141H9ZM13 142V141H12ZM23 142V141H22ZM55 144H54V143ZM67 142V143H68ZM79 142V141H78ZM101 142V143H102ZM196 142V141H195ZM231 142V141H230ZM250 142V141H249ZM249 142H247V143H249ZM254 142V141H253ZM1 143V142H0ZM20 143V142H19ZM59 143V142H58ZM96 143V142H95ZM97 143L95 144V147L97 146ZM106 143V142H105ZM112 143V142H111ZM247 143H246V145H245V147L247 146ZM251 143V142H250ZM40 144V145H39ZM71 144H72V141H71ZM71 144H69L71 147H72V145ZM137 144H138V146H137ZM257 144V145H256ZM67 145V144H66ZM81 145V144H80ZM100 145V144H99ZM98 145V147H96V148H98V149H96L95 148V150L97 151V150H99V149H101L100 150V154L102 155L103 154V152H102V150H103V147H100V146H103V143L99 146ZM180 145V144H179ZM186 145V144H185ZM185 145H183V146H185ZM192 145H191V147H192ZM200 145V144H199ZM226 145H228V144H226ZM231 145H232V143H231ZM250 145V144H249ZM248 145V146H249ZM20 146V145H19ZM45 146V145H44ZM57 146H60L59 144L57 145ZM61 146H62V144H61ZM70 146H68L67 145V147H69L70 148ZM93 146V145H92ZM108 146V145H107ZM117 146V145H116ZM135 146V145H134ZM187 146V145H186ZM215 146V147H216ZM229 146V145H228ZM247 146V147H248ZM7 147V146H6ZM24 147V148H23ZM26 147H28V148H26ZM42 147H43V145H42ZM42 147H41V149H42ZM91 147V146H90ZM181 147V146H180ZM196 147V146H195ZM226 147V146H225ZM242 147V146H241ZM252 147H253V144H252ZM15 148V147H14ZM58 148V147H57ZM57 148H55V149H57ZM65 148V147H64ZM63 148V149H64ZM72 148H74V146L72 147ZM76 148H78V147H76ZM93 148H94V146H93ZM185 148V147H184ZM193 148V147H192ZM200 148V147H199ZM229 148V147H228ZM260 148H262L263 150L261 151V149ZM10 149V148H9ZM54 149V150H55ZM75 149V148H74ZM85 149H87V150H89L88 148H85ZM111 149H112V147H111ZM225 149V148H224ZM235 149H237V147L235 148ZM242 149H244V151H245V149L246 148H242ZM4 150V149H3ZM2 150V151H3ZM43 150V149H42ZM47 147H46V153H47ZM48 150V152H50ZM54 150H53V152L51 151V153H48L47 155L48 156H51V154L53 155V153H54ZM58 150V149H57ZM56 150V151H57ZM67 152H68V148H66L65 149ZM65 150H63V151H65ZM70 150H72L71 148H70ZM77 150V149H76ZM82 150V149H81ZM95 150H93V151H95ZM106 150V152H111V151H109V149H108V151H107V149H104L103 151H105ZM200 150H201V148H200ZM228 151L230 150V149H227ZM37 151V150H36ZM55 151V152H56ZM65 151V152H66ZM95 151V152H96ZM197 152V154H198V156L195 158V159H192V160H190V156L193 158V156L192 155H187V154H190L189 152ZM237 151V150H236ZM243 151V150H242ZM61 152V151H60ZM66 152V154H68ZM70 152H72L71 154H73V156L74 155H76V160L75 161H77L80 157V160L81 159H84L85 161L87 160V159H85V158H87L88 156H92V154H94V152L93 153H89L90 152V150H89V152L88 151H86V150H84V151H78V153L76 154V153H74L75 151H70ZM90 154V155H88V153ZM222 152H224V151H222ZM241 152V151H240ZM247 152V151H246ZM245 152V153H246ZM249 152V151H248ZM36 153H38V152H36ZM97 153H98V151H97ZM162 153H165L164 155H166L165 157H163V156H161V154ZM218 153V152H217ZM217 153H214V155L216 156V154ZM225 153V152H224ZM228 153V152H227ZM252 153H253V151H252ZM251 153V154H252ZM2 154V153H1ZM40 154H44V152H42V153H40ZM50 154V155H49ZM60 154V153H59ZM65 154V155H66ZM85 154H86V156L87 157H84L85 156ZM99 154V155H100ZM108 154V153H107ZM111 154V153H110ZM211 154V155H210ZM232 154V153H231ZM242 154V153H241ZM244 154V153H243ZM54 155H56V154H54ZM95 155H97V154H95ZM100 155V156H101ZM134 155H136V156H134ZM187 155V156H186ZM195 155V154H194ZM208 155V156H207ZM209 155H210V157L211 158H209ZM218 155H219V153H218ZM11 156V157H10ZM48 156H44L45 157V159L47 160V159H49V160H52L54 157H51V159L50 158H47ZM68 156V155H67ZM73 156H72V159H73ZM94 156V155H93ZM103 156V155H102ZM104 156H109V154L108 155H104ZM104 156L103 157H101V159L103 158L104 159ZM189 156V157H188ZM222 156V155H221ZM225 156H227V155H225ZM238 156V155H237ZM242 156V155H241ZM84 157V158H83ZM98 157V156H97ZM97 157L95 156V157H89V159L90 160H92V162H91V164H87V162H84V160H82V161H80V160H78V163H86L88 166H89V168H88V166L86 165V168H88V169H90V170H92V169H94V170H98L99 172H97L98 174L100 173V171L102 172L103 170H101L102 169V167H104V166H102L103 164H101L102 162L100 161V159H97ZM220 157V156H219ZM219 157H217V158H219ZM232 157H233V159L234 160H236V161H240V157H238L239 158V160H237V157H236V159L234 158V154H232ZM252 157V158H251ZM256 158V160H255V158ZM15 158V159H14ZM28 159V160H30V161H32L33 159H34V163L35 162H38V161H35V160H38V159H35V158H32V160L31 159ZM37 158V157H36ZM68 158V157H67ZM220 158H223V157H220ZM229 158V157H228ZM260 158V159H259ZM44 159V161L43 162H46V163H49V162H51V161H46ZM70 159V158H69ZM68 159V160H69ZM71 159V160H72ZM243 159V158H242ZM27 160V159H26ZM90 160H87V161H90ZM169 161L168 163H169V167H165V168H167V170H164V169H162L164 166H161L162 168L161 169H159L157 166H159V164H162V163H164V164H166L167 163V161ZM220 160L221 159H219V161L217 162L218 163V166H219V164L221 163L220 162ZM226 160H227V162H226ZM232 159H230V161H231ZM233 160V161H234ZM243 160H245V159H243ZM24 161V160H23ZM29 161V162H30ZM55 161H57V160H55ZM74 161V164H73V166H75V162ZM104 161H106V159L104 160ZM221 161H223V160H221ZM226 163H230V161L228 162V159H225L224 160ZM242 161V160H241ZM246 161V160H245ZM248 161V160H247ZM28 162V165L30 164V166H32V164H33V162H31V163H29ZM108 162V161H107ZM111 162V161H110ZM166 162V163H165ZM170 162H172L171 164L173 165V167L172 168H170V166H172V165H170ZM220 162V163H219ZM244 162V161H243ZM27 163V162H26ZM26 163H25V165H26ZM56 163V162H55ZM68 163H69V161H68ZM90 163V162H89ZM167 163V164H168ZM224 163V162H223ZM226 163L224 164V165H226ZM231 163H233V162H231ZM241 163V162H240ZM23 164V163H22ZM72 164H67L68 165V168H71L72 169V167H71V165ZM108 164V163H107ZM135 164L133 165V167H135ZM155 164H157V165H155ZM178 164V165H177ZM187 164H189L187 167L185 166V165H187ZM234 166H235V168H236V166L237 165H235V161H234ZM237 164V163H236ZM249 164V163H248ZM16 165H17V167H16ZM24 165V164H23ZM35 166H38L37 164H34ZM43 167H42V166ZM41 165L38 167V170H39V168H40V170L38 171L37 169V171L38 172H41V168H46V166H48V164H44V163H41ZM46 165V166H45ZM50 165V164H49ZM58 165H59V167H60V164L58 163ZM66 165V164H65ZM65 165H63V166H65ZM66 165V166H67ZM76 165H78L77 163H76ZM223 164H222V166H224ZM230 165H232V164H230ZM241 165V164H240ZM240 165H238V167L240 166ZM245 165H246V163H245ZM263 165H264V163H263ZM262 165V168H261V166L259 167V169H263V166ZM19 166H21L20 164H19ZM45 166V167H44ZM70 166V167H69ZM102 166V167H101ZM106 166H111V165H106ZM159 166V167H160ZM179 166V167H180ZM220 166H221V164H220ZM219 166V167H220ZM222 166H221V168H222ZM257 166H256V168H257ZM25 167H27V166H25ZM29 167V166H28ZM27 167V169H31L32 170V168L34 167H29L28 168ZM56 167H57V164H56ZM94 167V168H93ZM157 167V168H156ZM217 167V166H216ZM228 167V166H227ZM225 168V169H223V172H218L219 173V175H223V177L222 178H224L226 175H224L223 173L224 172H227V173H225V174H227V178L229 179V177H231L230 176V174H228V171H229V169L228 168ZM233 167V166H232ZM36 167H34V169H35ZM76 168V167H75ZM97 168V169H96ZM105 168V167H104ZM122 168V169H123ZM168 168H170L171 170H168ZM220 168V169H221ZM231 168V167H230ZM254 168V169H253ZM255 167H252L251 169H253V170H251V169H249L248 171H249V173L251 172V171H254V176L256 175V174H258V176H260V175H262V173L260 172V170H257ZM17 169V170H16ZM26 169V170H27ZM29 169V170H30ZM57 169H59V168H57ZM63 169H66L65 167L63 168ZM63 169H60L61 171L63 170ZM78 169V168H77ZM109 169V168H108ZM156 169V173L158 174V175H156L155 177L153 176V174H154V170ZM219 168H218V170H220ZM227 169V170H226ZM236 169H238V168H236ZM236 169H231V170H235V172L237 173V171H236ZM239 169H244L243 168V166L241 167V168H239ZM44 171H45V169H43ZM69 170V169H68ZM73 170V169H72ZM71 170V172L73 173V171ZM76 170V169H75ZM240 170V171H241ZM264 170V169H263ZM20 171V170H19ZM19 171H18V174H19ZM23 171H25V170H23ZM33 171V170H32ZM35 171V170H34ZM66 171V170H65ZM104 171H105V169H104ZM120 171V170H119ZM25 172H27V171H25ZM25 172H23V173H25ZM71 172H65V173H70L71 174ZM86 172V171H85ZM89 172V171H88ZM174 172V173H173ZM216 172V171H215ZM233 174H234V171H231ZM230 172V173H231ZM242 172H244V171H241V173L240 174H242ZM264 172V171H263ZM31 172L29 171V174H30ZM35 173V172H34ZM42 173H44V172H41L40 174L39 173H36L37 175H40L41 176V174ZM63 173H64V170H63ZM94 172H93V170H92V174H93ZM96 173V174H97ZM106 173V172H105ZM142 173V172H141ZM261 173V174H260ZM89 174H91V172L89 173ZM88 174V175H89ZM95 174V173H94ZM95 174V175H96ZM161 174V175H162ZM211 174V175H212ZM239 174V175H240ZM246 174V173H245ZM25 175H27V174H25ZM36 175V176H37ZM64 175V174H63ZM87 175V176H88ZM94 175V176H95ZM209 176V177H213V176ZM215 175H217L216 173H215ZM232 175V174H231ZM243 175H244V173H243ZM34 176H35V174H34ZM78 176V175H77ZM90 176V175H89ZM89 176H88V178H89ZM103 176V175H102ZM245 176V175H244ZM257 176V175H256ZM257 176V177H258ZM263 177H264V174L262 175ZM261 176V177H262ZM12 177V176H11ZM14 177V176H13ZM24 177H26V176H24ZM39 177V176H38ZM75 177V176H74ZM84 177V175L82 176V178ZM86 177V176H85ZM96 177V176H95ZM118 177V176H117ZM152 177H154V179H152ZM157 177V178H156ZM161 177V176H160ZM9 178H10V176H9ZM30 178V177H29ZM36 178V177H35ZM35 178H33V180H35ZM48 178V177H47ZM211 178H207V179H211ZM216 179H217V176L215 177ZM219 178H220V176H219ZM226 178V179H227ZM26 179V178H25ZM79 179H81V176H80V178ZM78 179V180H79ZM92 179V178H91ZM152 179V180H151ZM159 179V178H158ZM161 179H162V177H161ZM205 179V178H204ZM216 179H214V180H216ZM225 179V180H226ZM254 179V178H253ZM14 180V179H13ZM32 180V182L34 183V181ZM55 180V179H54ZM220 180V179H219ZM223 180V179H222ZM221 180V181H222ZM242 180L243 179H241V182H242ZM264 180V179H263ZM28 181H31V180H28L27 179V182L25 181L24 183H16V181L15 182H12L11 181V178H10V181H9V183H7V184H10L11 182L12 183H14V184H10V185H4L3 186V188L2 189H0V200L1 199H3L4 197L6 198V197H9V196H11V195H17V192L18 191H20V193L18 194L19 195V197H20V195L22 194V192H21V190L22 189H27V185H28ZM85 181V180H84ZM87 181H88V179H87ZM90 181V180H89ZM160 181V180H159ZM158 181V182H159ZM162 181V180H161ZM166 181V182H165ZM179 181H180V179H179ZM178 181V182H179ZM181 181H183V180H181ZM209 181V180H208ZM245 181V180H244ZM251 181V180H250ZM249 181V182H250ZM253 182H254V180H252ZM1 182V181H0ZM5 182V184H6V181H4ZM4 182H1V183H4ZM23 182V181H22ZM36 182H38L37 180H36ZM35 182V183H36ZM50 182V181H49ZM146 182H145V185H146ZM170 182V181H169ZM177 182V183H178ZM216 182H217V180H216ZM216 182H214V183H216ZM237 183L236 184H238V181H236ZM255 182H256V180H255ZM51 183H52V181H51ZM84 183V182H83ZM171 183H169V185L171 184ZM176 183V184H177ZM181 183V182H180ZM202 183H203V179H202ZM213 183V182H212ZM221 183V182H220ZM258 183V182H257ZM30 184V183H29ZM50 184V183H49ZM53 184H55V183H53ZM84 184H87V183H84ZM127 184V183H126ZM125 184V185H126ZM209 184L211 185V183L209 182ZM217 185L215 186V187H219L220 185H218L219 183H216ZM234 184V183H233ZM244 184V183H243ZM248 184V183H247ZM251 184H253V183H250L249 184V186L251 185ZM255 184V183H254ZM262 184V189L258 186V188L259 189H261V190H257V192L255 193V195H254V197L258 200H260V198H264V197H262V195L264 196V185H263V183H261ZM36 185V184H35ZM57 185V184H56ZM80 185V184H79ZM82 185V187L84 186L83 184H81ZM121 185V184H120ZM148 185H150V184H148ZM148 185H147V187H148ZM152 186H154L155 185V182H154V185L153 184H151ZM182 185H183V183H182ZM215 185V184H214ZM235 185V184H234ZM256 185H258V184H256ZM256 185H254L255 186V189L257 188L256 187ZM61 186V185H60ZM76 186V185H75ZM87 186V185H86ZM85 186V187H86ZM165 186V185H164ZM168 186V185H167ZM240 186V185H239ZM239 186H237V187H239ZM249 186H248V188H249ZM50 187H53V185L52 186H50ZM85 187H83V189L79 186L78 188H77V186H76V188H77V190L80 188V189H82V190H84L83 192H86L87 193V195L86 196H90L89 194H88V192L87 191H89L88 189H90V191H91V188L88 186V189L87 190H85L86 188ZM92 187V186H91ZM122 187V186H121ZM143 187H144V185H143ZM201 187H202V185H201ZM215 187H213L214 188V190L216 189ZM244 187V186H243ZM251 187V186H250ZM1 188V187H0ZM45 188V187H44ZM44 188H43V191H44ZM66 188V187H65ZM70 187H68V189H69ZM74 187H72L71 189H73ZM76 188H75V190H76ZM149 188H150V186H149ZM171 188V187H170ZM173 188V187H172ZM222 188V187H221ZM227 188V187H226ZM242 188V187H241ZM247 188V189H248ZM252 189H253V186L251 187ZM46 189V188H45ZM53 189V188H52ZM59 189H62L61 187H59ZM67 189V188H66ZM67 189V190H68ZM78 190L79 191V193L81 194L82 193V190ZM94 189V188H93ZM92 189V190H93ZM148 189V188H147ZM174 189V188H173ZM186 189H187V187H186ZM200 189V188H199ZM218 189V188H217ZM254 189V190H255ZM47 190V189H46ZM65 190V189H64ZM74 190V189H73ZM72 190V191H73ZM74 190V191H75ZM106 190V189H105ZM126 190V189H125ZM128 190V189H127ZM146 190V189H145ZM150 190V189H149ZM170 190H172V189H170ZM222 190H223V188H222ZM226 190V189H225ZM227 190H231V188L229 189H227ZM234 190V189H233ZM232 190V191H233ZM250 190V189H249ZM23 191V190H22ZM25 191V190H24ZM27 191H29V190H27ZM30 191H32V189L30 190ZM34 191V190H33ZM41 191V190H40ZM51 190H47V192L45 193L46 194V197L48 196L47 194H49V196L51 195H53V194H55L56 196H52L51 197V199L53 198V200H49V201H51V202H55V203H57V202H59V203H61L62 202V200H64L65 199V197H66V195H67V192H66V195L65 196H63L64 195V193H58V192H56L57 190H52V192H50ZM71 192V193H69L70 192V190H68V195H69V197L68 198H70V197H76V196H78V194L79 193H76V192ZM90 191H89V193H90ZM95 191V190H94ZM240 191V190H239ZM242 191V190H241ZM252 191V190H251ZM26 192V191H25ZM25 192H23V193H25ZM147 192V191H146ZM217 192H219V191H217ZM216 192V193H217ZM225 192V191H224ZM28 193V192H27ZM43 193V194H44ZM51 193V194H50ZM76 193V194H75ZM185 192H183V194H184ZM220 193V192H219ZM223 193V192H222ZM32 194H33V192H32ZM37 194V193H36ZM41 194V193H40ZM40 194H38V195H40ZM83 194V193H82ZM85 194V193H84ZM94 194V193H93ZM137 194V193H136ZM42 195V194H41ZM131 195V194H130ZM130 195H128V196H130ZM142 195H144V194H142ZM186 195V194H185ZM185 195H183V200H181V203L183 204V206H185V205H188V204H185V201L187 202L188 200L190 201L191 200V202H192V200H194V199H190L189 197H188V195L187 196H185ZM230 195V194H229ZM228 195V196H229ZM48 196V197H49ZM85 196V197H86ZM178 196V195H177ZM185 196V197H184ZM247 196V195H246ZM16 197H18V196H16ZM15 197V199H17ZM43 197V196H42ZM44 197H45V195H44ZM45 197V198H46ZM64 199H63V198ZM82 197V196H81ZM85 197H83L82 199H84V201H86V199H85ZM127 197V196H126ZM144 197V196H143ZM189 198V199H186V198ZM4 198V199H5ZM13 198V197H12ZM77 198V197H76ZM79 198V197H78ZM77 198V199H78ZM92 198H94V197H92L91 196V199ZM98 198V197H97ZM96 198V199H97ZM131 198V197H130ZM141 198V197H140ZM176 198V197H175ZM181 198V199H182ZM232 198V197H231ZM15 199H13V200H15ZM47 199V198H46ZM71 199V198H70ZM69 199V200H70ZM81 199V198H80ZM90 198H88L87 200H89ZM128 199V198H127ZM127 199H125L126 201H127ZM178 199V198H177ZM186 199V200H185ZM247 199V198H246ZM245 199V200H246ZM40 200V199H39ZM68 200V199H67ZM69 200L67 201V202H69ZM175 200V199H174ZM3 201V200H2ZM1 201V202H2ZM5 201H7V200H4L3 202H5ZM11 201V200H10ZM45 201V200H44ZM44 201H43V204H44ZM91 201V200H90ZM100 201V200H99ZM125 201V202H126ZM128 201H129V199H128ZM130 201H131V199H130ZM16 202H18V200L16 201ZM65 202V201H64ZM76 202H78V201H76ZM75 202V203H76ZM139 202V201H138ZM151 202V201H150ZM156 202H157V200H156ZM172 202H174V201H172ZM196 202V201H195ZM210 202V201H209ZM8 203V202H7ZM13 203H14V205H15V201H13ZM47 203H48V201H47ZM71 203V202H70ZM69 203V204H70ZM85 202H83V200H81L80 201V207L81 206H83L82 204H84ZM91 203V202H90ZM94 203H95V201H94ZM98 203V202H97ZM116 203V202H115ZM118 203V202H117ZM155 203V202H154ZM153 203V206L155 207V205L156 204H154ZM162 203V202H161ZM165 203H167V202H165ZM174 203H176V200H175V202ZM174 203H172L173 205L172 206H174L175 204ZM231 203V202H230ZM234 203V202H233ZM256 203V202H255ZM262 203V202H261ZM2 204V203H1ZM8 204H10V202L8 203ZM19 204V203H18ZM51 204H53V203H51ZM105 204H108V203H105ZM170 204V203H169ZM176 204H178V203H176ZM250 204V203H249ZM13 204H10V206H12ZM40 205V204H39ZM58 205V207H59V204H57ZM56 205V206H57ZM85 205V204H84ZM129 205H131L130 204V202H129ZM150 205V204H149ZM158 205V204H157ZM162 205V204H161ZM164 205V204H163ZM171 205V204H170ZM169 205V206H170ZM218 205V204H217ZM216 205V206H217ZM220 205V204H219ZM223 205V204H222ZM228 205V204H227ZM233 206V207H236V203H234V204H230L229 206ZM239 205V204H238ZM1 206H3V205H1ZM0 206V207H1ZM9 205H7V207H8ZM9 206V207H10ZM16 206V205H15ZM38 206V205H37ZM66 206V205H65ZM70 206V205H69ZM72 206V205H71ZM79 206V205H78ZM87 206V205H86ZM109 206V205H108ZM126 206L128 207V205L126 204ZM134 206V205H133ZM166 207H164V210L162 209L163 208V206H159V207H157L156 208V212H157V210H158V208H160V209H162L163 211H167L168 213H169V211H171V213H169L170 215L172 214V216H173V210H175V209H177V208H179L180 210H181V207H178V205L175 207V209H173L174 207H169V209H166V208H168V205H165ZM180 206V205H179ZM189 206H190V204H189ZM197 206V205H196ZM247 206V205H246ZM246 206H245V208H246ZM257 207H258V205H256ZM261 206V205H260ZM259 206V208H261ZM264 206V205H263ZM8 207V208H9ZM61 208L63 207V206H60ZM59 207V208H60ZM74 207V206H73ZM85 207V206H84ZM105 207H106V205H105ZM124 207V206H123ZM135 207H136V204H135ZM213 207V206H212ZM221 207V206H220ZM224 207V206H223ZM227 207V206H226ZM3 208V207H2ZM7 208V209H8ZM12 208V207H11ZM11 208H9V210L11 209ZM43 208V207H42ZM47 208H48V205H47ZM65 208H67V206L65 207ZM64 208V209H65ZM91 208V207H90ZM89 208V209H90ZM133 209V207H130V209ZM151 208H153V207H151ZM185 208V207H184ZM190 208V207H189ZM211 208V207H210ZM252 208V207H251ZM258 208V209H259ZM263 208V207H262ZM1 209V208H0ZM36 209V208H35ZM63 209V208H62ZM69 209V207L67 208V210ZM77 209H79V208H77ZM89 209H88V212H90L89 211ZM119 209V208H118ZM136 209L137 208H135V211H136ZM155 209V208H154ZM154 209H152V210H154ZM159 209V210H160ZM170 209H172V210H170ZM186 209V208H185ZM201 209V208H200ZM206 209V208H205ZM220 209V208H219ZM241 209V208H240ZM248 209V208H247ZM250 209V208H249ZM41 210V209H40ZM39 210V211H40ZM58 210V209H57ZM61 210V209H60ZM71 210V209H70ZM96 210V209H95ZM107 210V209H106ZM105 210V211H106ZM109 210V209H108ZM140 210V209H139ZM138 210V213L140 212ZM151 210V211H152ZM169 210V211H168ZM178 210V209H177ZM176 210V211H177ZM179 210V211H180ZM187 210H189V209H187ZM192 210H195V209H192ZM191 210V211H192ZM260 210V209H259ZM262 210V209H261ZM1 211H2V209H1ZM0 211V212H1ZM4 211V210H3ZM38 211V210H37ZM55 211V210H54ZM75 211V210H74ZM81 211V210H80ZM87 211V210H86ZM120 211V210H119ZM124 211V210H123ZM127 211V210H126ZM126 211H124V212H126ZM154 211V212H155ZM191 211H187V213H186V211H184V214H187L188 215V213H191ZM201 211H203V210H201ZM219 211V210H218ZM236 211H238L239 212V209H236L235 210V208L234 209H231L230 207H227V208H224L223 210H221V218H224V216L227 214H229V216H230V214H233L234 216L236 215ZM65 212V211H64ZM69 212V211H68ZM71 212V211H70ZM112 212V211H111ZM131 212H132V210H131ZM137 212V211H136ZM144 212V211H143ZM155 212V213H156ZM162 212V211H161ZM178 212V211H177ZM182 212V211H181ZM181 212H180V214H178L177 213V216H182V218L184 219V217L185 216H183L184 214H181ZM194 212V211H193ZM200 212V211H199ZM198 212V213H199ZM211 212V211H210ZM212 212H214L213 210H212ZM258 212H260V211H258ZM257 212V213H258ZM2 213V212H1ZM42 213V212H41ZM73 213V212H72ZM105 213H107V212H105ZM148 213H150V212H148ZM153 213V212H152ZM164 213H166V212H163V213H161L160 215H164ZM167 213V214H168ZM195 213V212H194ZM197 213V214H198ZM201 213V212H200ZM203 213H204V211H203ZM254 213V212H253ZM37 214V213H36ZM45 214V213H44ZM87 214V213H86ZM86 214H85V216H86ZM109 214V213H108ZM117 214V213H116ZM145 214H146V212H145ZM174 214H176L175 213V211H174ZM202 214V213H201ZM200 214V216H203V215H201ZM209 214V213H208ZM242 214V213H241ZM244 214H247V213H244ZM252 214V213H251ZM262 214V213H261ZM1 215V214H0ZM3 215V214H2ZM47 215V214H46ZM45 215V216H46ZM73 215H76V214H72V220L75 218V216H73ZM89 215V214H88ZM87 215V216H88ZM97 215V214H96ZM105 215V214H104ZM112 215V214H111ZM121 215V214H120ZM123 215V214H122ZM132 215H133V213H132ZM138 215V214H137ZM141 215V214H140ZM146 215H150V214H146ZM146 215H143L144 217L146 216ZM153 216H154V214H152ZM160 215H158V216H160ZM186 215V216H187ZM217 215V214H216ZM260 215V214H259ZM264 215V214H263ZM32 216V215H31ZM34 216V215H33ZM40 216V215H39ZM55 216H57V215H55ZM66 216H68V215H66ZM80 216H81V214H80ZM84 216V217H85ZM94 216V215H93ZM92 216V217H93ZM125 216H127V215H125ZM134 216V215H133ZM165 216V215H164ZM168 216V215H167ZM177 216H173L174 217V219H175V217H176V220L177 219H181V218H179V217H177ZM192 216V214L190 215V216H187V217H189V219H192V218H190ZM199 216V215H198ZM206 216V213L204 214V216L202 217V220L204 219V217ZM208 216V215H207ZM242 216V215H241ZM91 217V216H90ZM101 217V216H100ZM103 217V216H102ZM105 217H107V215L105 216ZM118 217V216H117ZM127 217H129V216H127ZM216 217V216H215ZM226 217V216H225ZM228 217V216H227ZM230 217H232V215L230 216ZM252 217V216H251ZM256 217V216H255ZM258 217V216H257ZM263 217V216H262ZM2 218V217H1ZM32 218H36V216L35 217H31V222L33 223V219ZM66 218V217H65ZM80 218H82L81 219V221H80ZM79 219H78V217H77V219L80 221V222H82V220H83V217H80ZM86 218V217H85ZM95 218V217H94ZM99 218V217H98ZM126 218V217H125ZM140 219L139 220H142V217H139ZM146 218V217H145ZM145 218H144V220H145ZM150 218V217H149ZM160 219H161V216L159 217ZM158 218V219H159ZM164 218V217H163ZM196 218L197 219H199L200 217H197L196 216ZM209 218H210V215H209ZM208 218V219H209ZM217 218V217H216ZM220 217H219V219H221ZM238 218V217H237ZM259 218V217H258ZM264 218V217H263ZM26 219V218H25ZM40 219V218H39ZM63 219V218H62ZM70 219V218H69ZM77 219H74V220H77ZM88 219V218H87ZM92 219V218H91ZM160 219H159V221H160ZM182 219V220H183ZM188 219V218H187ZM213 219V218H212ZM218 219V218H217ZM217 219H216V221H217ZM218 219V221L217 222H219L220 220ZM226 218H224V219H222V221L223 220H225ZM255 219V218H254ZM262 218L260 217L259 219H257L256 218V220H259V221H262L261 220ZM36 220V219H35ZM67 220V219H66ZM71 220V221H72ZM74 220H73V222H74ZM108 220V219H107ZM107 220H105V225H103V227L104 226H107ZM123 220H124V218H123ZM127 220V219H126ZM129 220V219H128ZM144 220H142L143 222H144ZM146 220H148V219H146ZM154 220V219H153ZM170 220V219H169ZM184 220H186V218L184 219ZM192 220H194V219H192ZM210 220V219H209ZM228 220H231L230 218L228 219ZM1 221V220H0ZM27 221V220H26ZM68 221V220H67ZM78 221V222H79ZM84 221H85V219H84ZM90 221V220H89ZM104 220H102V222H103ZM130 221V220H129ZM142 221H140V223L143 225V222ZM149 221V220H148ZM158 221V222H159ZM179 221V220H178ZM181 221V220H180ZM190 221V220H189ZM215 221V220H214ZM227 221V220H226ZM232 221H233V223L235 222V221H237L236 220V217L235 218H233L232 219ZM239 221H241L240 220V218H239ZM238 221V222H239ZM254 221V220H253ZM263 221H264V219H263ZM35 222V221H34ZM47 222V221H46ZM77 222V221H76ZM75 222V223H76ZM86 222V221H85ZM100 222V221H99ZM108 222H109V220H108ZM146 222V221H145ZM145 222H144V225L146 226V224H150V221H149V223H146L145 224ZM174 222H176V221H174ZM182 222V221H181ZM184 222V221H183ZM188 222V221H187ZM195 222H196V220H195ZM195 222H193V223H195ZM216 222V223H217ZM221 222V221H220ZM220 222H219V224H220ZM229 222H231V221H229ZM238 222H235L234 224H237ZM256 222H258V221H256ZM27 223V222H26ZM64 223V222H63ZM97 223H98V221H97ZM104 223H102V224H104ZM132 223V222H131ZM155 223V222H154ZM163 223V222H162ZM171 223V222H170ZM190 223V222H189ZM192 223V224H193ZM205 223V222H204ZM210 223H212V222H210ZM215 223V222H214ZM224 223H226L225 221H224ZM224 223H222L221 222V225L220 226H222V224H224ZM258 223H260V222H258ZM40 224V223H39ZM43 224H44V222H43ZM61 224V223H60ZM78 224V223H77ZM80 224H82V223H80ZM86 224V223H85ZM88 224V223H87ZM90 224V223H89ZM134 224V223H133ZM153 223L151 222V224L150 225H152ZM160 224V223H159ZM164 224V223H163ZM166 224V223H165ZM168 224V223H167ZM227 224H228V221H227ZM226 224V225H227ZM232 224V223H231ZM230 224V225H231ZM233 224V225H234ZM257 224V223H256ZM62 225H64V224H62ZM73 225V224H72ZM93 225H95V224H93ZM92 225V226H93ZM97 225V224H96ZM109 225H110V223H109ZM108 225V226H109ZM135 226H138V225H136V223L134 224ZM160 225H162V224H160ZM184 225V224H183ZM186 225V224H185ZM239 225V224H238ZM237 225V226H238ZM260 225H261V223H260ZM260 225H258L257 224V226H260ZM40 226V225H39ZM52 226V225H51ZM65 226V225H64ZM83 226V225H82ZM86 226H88V225H86ZM98 226V225H97ZM100 226V225H99ZM107 226V227H108ZM148 226V225H147ZM154 226H156V225H153L152 227H154ZM191 226V225H190ZM228 226V225H227ZM236 226V227H237ZM255 226V225H254ZM262 226V225H261ZM79 227V226H78ZM96 227V226H95ZM101 227V226H100ZM149 227V226H148ZM158 227V226H157ZM224 227H225V225H224ZM230 227V226H229ZM234 227V226H233ZM233 227H231V228H233ZM61 228V227H60ZM226 228V227H225ZM238 228V227H237ZM257 228V227H256ZM259 228V227H258ZM264 227H262V229H263ZM39 229V228H38ZM139 229H141V228H139ZM138 229V230H139ZM187 229V228H186ZM229 229V228H228ZM138 230H137V232H138ZM142 230V229H141ZM144 230V229H143ZM143 230H142V232H143ZM156 230V229H155ZM191 230V229H190ZM222 230H224V229H222ZM226 230V229H225ZM222 231L223 232V235L224 236H227L230 232H227L226 233V231ZM252 230V229H251ZM264 230V229H263ZM6 231V230H5ZM16 231V230H15ZM37 231V230H36ZM64 231V230H63ZM88 231V230H87ZM153 231V230H152ZM152 231L151 232H149L150 233V235H151V233H152ZM228 231V230H227ZM235 231V230H234ZM253 231V230H252ZM255 231H256V229L253 231V233L255 234L254 236H256V234L258 235V239H257V241L258 242H260L262 245H264V231H258V232H256L255 233ZM12 232H14V231H12ZM11 232V233H12ZM18 232V231H17ZM65 232V231H64ZM71 232V231H70ZM85 232V231H84ZM88 232H90V231H88ZM101 232V231H100ZM103 232V231H102ZM133 232H135V231H133ZM137 232H135V235H137L136 233ZM144 232H145V230H144ZM146 232H148V230L146 231ZM145 232V233H146ZM182 232H184V231H182ZM24 233V232H23ZM42 233V232H41ZM73 233V232H72ZM74 233H75V231H74ZM97 233V232H96ZM132 233V232H131ZM218 233V232H217ZM221 233V232H220ZM224 233H226V234H224ZM233 233V232H232ZM242 233V232H241ZM253 233L251 234L252 236H253ZM0 234H1V232H0ZM3 234V233H2ZM1 234V235H2ZM5 234V233H4ZM8 234H10V233H8ZM15 234H17V233H15ZM15 234L13 235V236H15ZM45 234V233H44ZM58 234H59V232H58ZM65 234V233H64ZM71 234V233H70ZM76 234V233H75ZM89 234V233H88ZM87 234V235H88ZM147 234V233H146ZM153 234V233H152ZM155 234V236H156V233H154ZM157 234H159V233H157ZM163 234V233H162ZM239 234V233H238ZM237 233H236V235H238ZM22 235V234H21ZM42 235V234H41ZM67 235V234H66ZM90 235V234H89ZM92 235V236H91ZM90 236H89V238H90V242H92L91 240H92V238H93V231H92V234H91ZM103 235V234H102ZM108 235V234H107ZM160 235V234H159ZM170 235V234H169ZM176 235V234H175ZM218 235V234H217ZM216 235V236H217ZM222 235V234H221ZM235 237H236V235L235 234H233ZM248 235V234H247ZM25 236H26V234H25ZM43 236V235H42ZM41 236V237H42ZM55 236H57V235H55ZM59 236V235H58ZM68 236V235H67ZM77 236V235H76ZM83 236V235H82ZM84 236H85V233H84ZM94 236H96L95 235V233H94ZM98 236L99 235H97L95 238H96V240H98ZM105 236V235H104ZM114 236V235H113ZM123 236V235H122ZM154 236V235H153ZM154 236V237H155ZM162 236V235H161ZM163 236H165V235H163ZM181 236H184V235H181ZM233 236V237H234ZM249 236V235H248ZM11 237V236H10ZM18 237V236H17ZM38 237V236H37ZM75 237V236H74ZM101 237V236H100ZM127 237V236H126ZM134 237V236H133ZM137 239L135 240V241H137V242H135V241H133V242H135L134 244L132 243V242H130V244H133V245H136L138 242H140L141 240H142V238L143 237H149V239H150V236H145V234L144 233H140V234H138L137 236ZM136 237H134V238H136ZM154 237L152 238L153 240H154ZM169 237V236H168ZM171 237V236H170ZM178 237H180V236H178ZM229 237V235L227 236V238ZM231 237H232V234H231ZM230 237V238H231ZM3 238V237H2ZM5 238V237H4ZM13 238V237H12ZM21 238V237H20ZM19 238V239H20ZM29 238V237H28ZM43 238V237H42ZM53 238V237H52ZM55 238V237H54ZM62 238H63V235H62ZM66 238H68V237H66ZM72 238V237H71ZM82 238V237H81ZM85 238H87V237H85ZM118 238V237H117ZM158 238H161V237H158ZM187 238V237H186ZM194 238V237H193ZM219 238V237H218ZM239 238V237H238ZM250 238H252V237H250ZM254 238L255 237H253L251 240H254ZM8 239V238H7ZM11 239V238H10ZM16 239V238H15ZM44 239V238H43ZM47 239H49V237L47 238ZM46 239V240H47ZM51 239V238H50ZM49 239V240H50ZM76 239V238H75ZM78 239V238H77ZM94 239V238H93ZM132 239V238H131ZM148 239V240H149ZM151 239V240H152ZM163 239H165V237H163L162 238V240ZM173 239V238H172ZM176 239V238H175ZM180 240H181V238H179ZM178 239V241H180ZM234 239V238H233ZM240 239H241V237H240ZM21 240V239H20ZM45 240V239H44ZM53 240H55V239H53ZM57 240V239H56ZM85 240V239H84ZM121 240H122V238H121ZM124 240V239H123ZM128 240V239H127ZM126 240V241H127ZM145 240L147 241V238H145ZM145 240H144V242H145ZM156 241H157V237H156V239H155ZM147 241L148 243L150 242V245L149 244H147L146 245V247L148 246H150V248L151 247H156V245L155 246H153V243H156V241ZM160 241H162L161 239H159ZM158 240V241H159ZM166 240V239H165ZM218 240H220V239H218ZM238 240V239H237ZM245 239H244V237H243V241H244ZM3 241H4V239H3ZM7 241H9V240H7ZM16 241V240H15ZM22 241V240H21ZM88 241V240H87ZM120 241V240H119ZM164 241V240H163ZM176 241V240H175ZM178 241H176L177 242V244L178 245H180V242H178ZM188 241V240H187ZM186 241V243H187V245H186V247L188 248V243L189 242H187ZM221 241H223V240H221ZM220 241V242H221ZM224 241H226V240H224ZM234 241H235V239H234ZM257 241H256V243H257ZM1 242V241H0ZM93 242L95 243V240H93ZM97 242V241H96ZM125 242V241H124ZM146 242V243H147ZM151 242H153V243H151ZM165 242V241H164ZM164 242H159V243H163V245H164ZM175 242V243H176ZM183 242V241H182ZM181 242V243H182ZM192 242V241H191ZM231 242H232V239H231ZM254 242H255V240H254ZM4 243V242H3ZM2 243V244H3ZM53 244H54V242H52ZM59 243V242H58ZM85 243V242H84ZM103 243V242H102ZM113 243H116V242H114V240H113ZM128 243V242H127ZM168 243H170V241H168ZM216 243H217V241H216ZM235 244H237L236 242H234ZM242 243L244 244V246L242 245ZM251 243V242H250ZM249 243V241H247V244H246V242H241V243H239V244H237V245H234L233 243H231V244H233L234 246H230V247H233L232 249H233V251H235V252H237L238 250H240L239 252H242V250H241V248L243 247V248H245V247H248L247 245H250V246H252L253 247V244H255V243H253L252 242V244H250ZM260 243H258V244H256V245H254V248L255 247H258V245L260 244ZM6 244V243H5ZM23 244H25V243H23ZM90 244V243H89ZM129 244V245H130ZM140 244V243H139ZM143 244V246H144V243H142ZM156 244H158V242L156 243ZM177 244H175V245H177ZM183 245H184V243H182ZM181 244V245H182ZM191 244V243H190ZM193 244V243H192ZM195 244V243H194ZM193 244V245H194ZM197 244V243H196ZM221 244V243H220ZM224 243H222V245H223ZM229 244H230V241H229ZM240 244H241V246H240ZM7 245V244H6ZM17 245H19L18 243H17ZM91 245V244H90ZM97 245V244H96ZM124 245V244H123ZM133 245H132V247H133ZM160 245H162V244H160ZM163 245L162 246H160V247H162V248H160V249H158L159 251L160 250H165L164 249V247H163ZM166 245V244H165ZM164 245V246H165ZM169 245H171V243L169 244ZM174 245V246H175ZM225 245V244H224ZM239 245V246H238ZM261 245V246H262ZM92 246V245H91ZM99 246V245H98ZM128 246V245H127ZM131 246V245H130ZM142 246V245H141ZM140 246V247H141ZM158 246V245H157ZM173 246V247H174ZM198 246V245H197ZM201 246V245H200ZM205 246H207V243H206V245ZM205 246H201L199 249L200 250H202V251H200V259H198L199 260V262H201V264H211L210 262H211V260H210V255L212 254V252L210 251V249H209V247H205ZM261 246L259 245V249H263V246H262V248H261ZM46 247V246H45ZM44 247V248H45ZM53 247H54V245H53ZM57 247V246H56ZM56 247H55V249H56ZM82 247H83V245H82ZM88 247V246H87ZM95 247H97V246H95ZM136 247V246H135ZM133 248L134 250L136 249V250H138L137 248H139L138 246L136 247V248ZM145 247V246H144ZM177 247V246H176ZM184 247V246H183ZM202 247H204V249H201ZM224 247V246H223ZM251 247V248H252ZM8 248V247H7ZM49 248V247H48ZM51 248V247H50ZM60 248V247H59ZM58 248V249H59ZM85 248H86V246H85ZM122 248V247H121ZM128 248V247H127ZM150 249V250H154V249ZM157 248V247H156ZM175 248V247H174ZM178 248H179V250H181L180 248H182V246H178ZM186 248V249H187ZM198 248V247H197ZM212 248V247H211ZM219 248H220V246H219ZM20 249V248H19ZM46 249H47V247H46ZM45 249V250H46ZM87 250H88V248H86ZM96 249V248H95ZM98 249V248H97ZM120 249V248H119ZM132 248L130 249V250H133ZM147 249V248H146ZM195 249V248H194ZM225 249V248H224ZM246 249V248H245ZM245 249H243L244 251H243V253L245 252ZM18 250V249H17ZM50 250V249H49ZM79 250V249H78ZM101 250V249H100ZM133 250V251H134ZM158 250L156 251L157 253H158ZM166 250H167V248H166ZM170 250H171V252H170ZM173 249H169V253H172L173 251H172ZM179 250H178V252H179ZM250 250V249H249ZM256 250V249H255ZM6 251V246L5 245H0V256L1 255H3L4 254V252ZM8 251H9V249H8ZM19 251V250H18ZM40 252H42L41 250H39ZM60 251V250H59ZM80 251V250H79ZM95 250L93 249L92 250V252H94ZM123 251L124 250H122V252H119L118 254H117V256H119V254L121 253V255L124 257L125 256V254L123 255L122 253H123ZM139 251V250H138ZM190 251V250H189ZM197 251V250H196ZM212 251H213V249H212ZM215 251V250H214ZM217 251V250H216ZM222 251H223V249H222ZM225 251H227V250H225ZM248 251V250H247ZM253 251V250H252ZM252 251H251V254H252ZM258 251V250H257ZM24 252V251H23ZM22 252V253H23ZM47 253H48V251H46ZM54 252V251H53ZM52 252V253H53ZM83 252H86V251H83L82 250V253ZM89 252V251H88ZM91 252V251H90ZM97 252V251H96ZM96 252H94V253H96ZM125 252V251H124ZM129 252V251H128ZM137 252V251H136ZM141 252V251H140ZM147 252V251H146ZM162 252H165V251H162ZM162 252H159L158 253V255L159 254H161ZM176 252V251H175ZM181 252V251H180ZM194 252V251H193ZM193 252H191V253H193ZM198 252V251H197ZM221 252V251H220ZM224 252V251H223ZM239 252H237V253H239ZM254 252V251H253ZM262 252H264V251H262ZM59 253V252H58ZM62 253V252H61ZM101 253H102V251H101ZM134 253V252H133ZM138 253V252H137ZM143 253V252H142ZM142 253H139V254H142ZM149 253H151V252H149L148 251V254L147 253H143L144 254V256L145 255H149ZM165 253H167V252H165ZM188 253V252H187ZM186 253V254H187ZM219 254V252H216V254ZM227 253H229L228 251H227ZM242 253V254H243ZM247 253H250V251L249 252H247ZM256 252H254V254H255ZM259 253H261V252H259ZM41 253H39V255H40ZM43 254H44V252H43ZM54 254V253H53ZM57 254V253H56ZM84 254V253H83ZM89 254V253H88ZM107 254V253H106ZM129 254V253H128ZM127 254V255H128ZM131 254H132V252H131ZM143 254L141 255V257H133L132 255V257L135 259V258H138V259H140L141 258V260L144 258L143 257ZM164 253H162V255H163ZM184 254V253H183ZM182 254V255H183ZM195 253H193V255H194ZM214 254V253H213ZM217 254V255H218ZM242 254H240V257H239V254H238V256L237 257H239L238 258V262L240 261V258L243 260V259H245V257H243L242 256ZM245 254V253H244ZM243 254V255H244ZM257 254H258V252H257ZM18 255V254H17ZM85 255V254H84ZM98 255V254H97ZM103 255H105V253L103 254ZM157 254H155V255H153V257H152V261H153V263L155 262V264L156 263H158V262H156L155 261V259H156V256ZM219 255H221V254H219ZM229 255V254H228ZM248 255L249 254H245L244 256H246V258H249L248 257ZM260 255V254H259ZM19 256V255H18ZM38 256V255H37ZM76 256V255H75ZM100 256V255H99ZM98 256V257H99ZM116 256V255H115ZM135 256V255H134ZM139 256V255H138ZM150 256H152V255H150ZM149 256V257H150ZM159 256H161V255H159ZM175 256V255H174ZM176 256H178V255H176ZM185 256L186 255H184L183 257H184V259H185ZM188 256V255H187ZM211 256H213V255H211ZM216 256V255H215ZM233 256H235V255H232V257ZM242 256V257H241ZM253 256V255H252ZM261 256H262V253H261ZM43 257V256H42ZM42 257H41V255H40V258L42 259ZM45 257H46V255H45ZM47 257H48V254H47ZM81 257V256H80ZM85 257H87L86 255H85ZM91 257V256H90ZM94 257V256H93ZM98 257H97V259H98ZM108 257H109V255H108ZM114 257V256H113ZM119 257H121V256H119ZM118 257V258H119ZM143 257V258H142ZM166 257H169V256H166ZM172 258H173V256H171ZM195 257V256H194ZM196 257H198V254L196 255ZM226 257V256H225ZM254 257V256H253ZM258 258H259V256H257ZM4 258H5V255H4ZM79 258V257H78ZM101 258V257H100ZM104 258V257H103ZM131 258V257H130ZM190 258H191V256H190ZM215 258V257H214ZM219 258V257H218ZM231 258V257H230ZM236 258V257H235ZM256 258V257H255ZM255 258L253 259V260H255ZM102 259V258H101ZM115 259V258H114ZM113 259V260H114ZM120 259V258H119ZM125 259H127L126 257H125ZM132 259V258H131ZM133 259V261H135ZM138 259L136 260V261H138ZM147 258H145V260H146ZM149 259H151V258H149ZM165 259V258H164ZM163 259V260H164ZM167 259V258H166ZM176 259V258H175ZM175 259H174V261H175ZM183 259V258H182ZM184 259H183V261H184ZM196 259V258H195ZM196 259V260H197ZM233 259V258H232ZM237 259V258H236ZM257 259V258H256ZM2 260H3V257H2ZM83 260V259H82ZM85 260V259H84ZM87 260V259H86ZM99 260V259H98ZM107 260V259H106ZM105 260V261H106ZM109 260V259H108ZM158 260H159V257H158ZM163 260H159V261H161V262H164ZM187 260V259H186ZM188 260H189V257H188ZM187 260V262L186 263H188L189 261ZM200 260H202V261H200ZM216 260V259H215ZM219 260V259H218ZM230 260V259H229ZM242 260L240 261L242 264H243V262H242ZM246 260V259H245ZM42 261V260H41ZM115 261V260H114ZM120 261V260H119ZM147 261V260H146ZM146 261H145V263H146ZM151 261V262H152ZM168 261H169V259H168ZM173 261V262H174ZM195 261V260H194ZM246 261H248V260H246ZM250 261V260H249ZM8 262V261H7ZM7 262H6V264H7ZM29 262V261H28ZM38 262V261H37ZM43 262V261H42ZM82 262V261H81ZM102 262H104L103 260H102ZM107 262V261H106ZM122 262V261H121ZM125 262V261H124ZM140 262V261H139ZM139 262H138V264H139ZM172 262V260H171V258H170V261H169V263H171ZM198 262V263H199ZM224 262V261H223ZM229 262H231V261H229ZM233 262V261H232ZM0 263H1V261H0ZM30 263H31V261H30ZM33 263V262H32ZM74 263V262H73ZM79 263V262H78ZM119 263V262H118ZM131 263V261L129 262V264ZM152 263V264H153ZM165 263V262H164ZM180 263H181V261H180ZM179 263V264H180ZM192 263V261L190 262V264ZM222 263V262H221ZM255 263V262H254ZM11 264V263H10ZM16 264V263H15ZM29 264V263H28ZM44 264H46V263H44ZM48 264V263H47ZM121 264V263H120ZM132 264V263H131ZM158 264H160V263H158ZM166 264H168V262H166ZM175 264H178V263H176L175 262ZM189 264V263H188ZM193 264H195V263H193ZM196 264H197V262H196ZM233 264H234V262H233ZM236 264H238V263H236ZM249 264H251V263H249ZM256 264V263H255Z\"/></svg>",
  "mask_w": 264,
  "mask_h": 264
}]
</instances>
